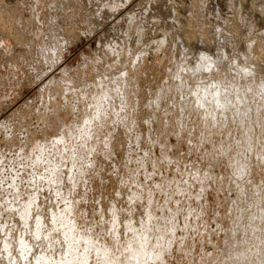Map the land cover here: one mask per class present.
<instances>
[{
  "label": "bare ground",
  "instance_id": "obj_1",
  "mask_svg": "<svg viewBox=\"0 0 264 264\" xmlns=\"http://www.w3.org/2000/svg\"><path fill=\"white\" fill-rule=\"evenodd\" d=\"M3 1V0H2ZM55 1V0H54ZM59 1V0H58ZM65 1V0H64ZM62 1V2H64ZM67 1V0H66ZM69 1L70 3L73 5L76 3L77 0H68V3L69 4ZM75 1V3H74ZM91 1V0H90ZM103 1V0H101ZM108 1V0H106ZM113 1V0H112ZM126 1V0H125ZM154 3L157 1V0H153ZM159 1V0H158ZM172 1V0H171ZM184 0H182L183 2ZM188 1V0H187ZM198 1H201L203 3L204 0H190V10L189 11H192V13L194 12H199V8L201 6H199V3H197ZM229 1V0H228ZM231 1V0H230ZM233 1V0H232ZM241 1V2H240ZM243 0H234L233 2H231V5H234L237 4L238 7L241 6V3H242ZM259 1V0H258ZM1 2V0H0ZM40 2V1H39ZM79 2V1H78ZM104 2V1H103ZM110 2V1H108ZM119 2V1H118ZM161 2V1H160ZM181 2V3H182ZM189 2V1H188ZM187 2V3H188ZM209 2V1H207ZM213 2V1H212ZM211 2V3H212ZM245 2V1H244ZM260 2L263 4V7H264V0H260ZM260 2L257 4L255 3L254 0L251 1V7L254 8L255 7V4L256 6H258L260 4ZM4 3V2H3ZM2 5H5L3 4ZM120 3V2H119ZM125 2L123 1V4ZM151 3V1L149 2ZM153 3V4H154ZM159 3V2H158ZM177 3V0H173L172 3H170L169 5V10H168V21L169 23L173 22V26L170 25L169 23L166 24V28L168 29L169 28V35L168 36V32L166 33V30H165V33L164 35L166 36V39H162L163 44L166 43L165 41H167V43H171L172 45V49L175 50V48H173L174 46V43H173V40H174V36L173 35H179V38H180V42H176V45L175 46H179L180 44V48H181V51H182V55L179 57V59L175 62L177 65L173 66L171 65V68H173V71L172 69L170 68V71L171 74H167L169 75L168 77H166V81L167 83L165 85H163L161 88H160V91H158L156 93L155 91V94H153V99L152 101L155 103V105L157 106L158 104L161 103V98L163 96H165L166 94L170 93L171 94V97L174 96V100L177 101L175 104V107L176 109L179 111L178 113L180 114L181 113V118H180V123L177 124V126H180L182 127V129L180 128L181 131L177 130L176 128H179V127H175L176 131H179V136L181 135V133H184L185 131L187 132L188 131V124L187 123L185 125V123L189 120V118L187 117H190V120L191 121V129H189V133L191 134V132H193L195 135H201V139L199 141H197L198 139L195 138V141L193 144H194V147L197 149V153L199 154L198 155V158L196 159V157H192V159H196V164H199V167L201 166L202 167V164L203 163V166L202 167L203 169H201L200 172H202V174H200L199 176L197 175V177H199V180L195 179V178H190L192 179V181L188 182L190 183V185L185 182V184L187 183L190 188H188L189 186L185 184H182L184 185L183 187L182 186H179L180 183H182V179L178 185L175 184V186L173 185V189L177 186H179L177 189H180L178 190V192H183V195L184 193H188L187 195V198L190 196V202H187L189 204H187V210L186 211H182L183 214L179 213L180 217H173V216H170L167 217L166 215V218L168 219H165V211L163 212V210H165L169 207H166L164 208L165 206V203L162 205V207L164 209L161 208V214L162 216L160 215L159 217V213H155L159 210H152V207H153V203L149 205V207L151 208V210H149V208H146L145 209V219H140L141 221L139 226L138 225H135L131 220L134 219L132 218V215H130L131 217L129 219L127 218H123L122 220H120V216H121V212L120 210L116 207L114 201H112L113 199H111L110 201H112V218L110 219V221L108 222L109 224L107 225L104 224V222H102L103 224H98V223H95V226H90L89 227H85L84 225H82L83 221H82V215H81V211L84 210V209H79L78 207H81L82 203L80 204L79 202V205L77 203V201L75 202V200H68L67 198H65V195L63 193V195L61 194V185H59V189L60 190H57L55 192H57V195L59 194L61 196V198H59V200H56V204L59 205L57 206L58 208L54 209L53 206H51L52 208H47V210L43 211L41 210L40 211V207H37L39 209L40 212H38L37 214L33 215V213L36 211L33 210V207H34V203H37V195L40 196V192H42V190H38L39 188L41 189L43 186V183H45L48 188L49 187H52L50 185H52L53 183H55V185H57L56 183L60 182L62 179V171L59 169V167L61 166H64V168L66 169L67 167V173L64 174L65 176L68 175V178H65L68 179L66 181H69L70 180V184L73 185H76V181L77 179L80 180V178H78V176H82L85 174V167L81 164V161L82 159H79V149L83 148L81 146H86L85 150H84V155L86 154V152H88L89 154H92L93 155V158H96L98 155L97 152L94 153V148H95V145H97V140L98 142L101 141L102 142V139H106V141L102 142L105 145V147L107 148V145L108 147L110 146L111 147V144H110V138L113 136L112 134L110 135V131H112L113 128H111L110 130L107 129V127H109L107 124L113 127H115L116 123L115 122H119L120 125H121V122H124L125 120L126 123L129 121V119H125L126 118V114L124 116V114L122 115V112L121 110L123 111L124 110V107H125V103H130V102H133V101H136L138 100L137 98H135L136 100H133L132 98H128L129 100L131 99L132 101L130 102H127L125 97L123 96H126V93L129 94V91H133V89L135 88V82L137 80V78L139 77V75L142 74V69L143 67L141 68V61L143 62V57L145 54V50L146 49H143L140 51V49L138 50L137 54L133 55V57H129L130 59L129 60H132L131 62H128L127 66L125 68L122 67V69H119L118 68V73H114L113 75H111V78L109 79V75H105L104 73V77H97L99 80L96 81L95 79V82H98V83H94V84H90L88 83V79L85 80L86 83H88L89 87H87L86 83H81V80H80V84L79 86L75 84V87L77 86V90H73V88H70L72 89V92L75 91L72 95V92H71V96L70 94L69 95H63L61 93H63L62 91V88L65 89V86L68 85L65 83V85L63 87H58L59 85H61L60 81H59V85H55L54 83L51 82V84L49 83L50 81H52L50 79V81H47L46 85L42 86V89L40 88V90H45V91H48V98H49V94L57 89L56 87H58V92L61 91V93H58V94H61L63 95V104L61 105V103H57V100L59 101L61 97L60 95V98L56 100V94L54 95L53 93H51V96L52 98L55 97V105L59 106L54 108L53 109V106L51 108H49V104L46 103V105L44 106H47L46 107H43L45 108V115H43L44 113V110H43V113L41 114L42 118H39L40 116V113L42 111H40V113L37 115L36 114V118L38 117L39 119L42 120L41 124V128L39 126V131H35V134H34V131H32V135L30 134V130L27 131V135H25V139L22 140L24 141L23 143L20 142V144L18 145V149L15 150V151H18L15 155L16 158H13V163L14 161L18 164L15 163V165L19 166V170H16V168H12V170H9V171H12L11 174L8 176L9 178H7V180H5V177H2L4 181V183H1V186H0V217L2 218L1 215H5L6 217H8V221L10 220L9 217L18 214L17 216L20 217L21 220L20 222L18 220H16L15 218V221L13 223V227L11 228V226L9 227V229L11 228L10 232L8 234H5L4 236L5 237H2L1 239V244H0V264H176L179 260H180V257L184 255V257L186 256V261H187V264H264V177H263V174L262 176H258V178L262 177V179L260 180L259 183L256 182V177H255V174H256V169L258 168L260 170V173L262 171V173L264 172V164H262V166L259 164V161L263 160L264 162V158H262L261 160L259 159L258 161L257 160H254V159H258V158H261V157H258V156H254V159H253V154L252 152H255V153H258L259 149L260 152H262V149H264V135H262V128L260 130L261 133H259V131H257L258 129H256V125L257 123H259L261 120L260 118V121L257 122L256 120L259 119L257 116L256 118L257 119H254L252 118L251 119V116H253V111H258V109L260 110L263 109L262 112H264V102H261L259 103V99L263 100L264 101V78H260L261 82L258 81L255 77L256 73L259 71H257L255 74L252 73L254 71V68H251L249 67V63L250 62H245L243 56L241 53H239V58L240 60H238V62L236 63V70H239L237 72V74H234L235 75H241V77H243L242 79V83L244 82L245 83V90L244 88L242 89V86L241 85V81L239 82V80H234V75H233V78L230 79L227 84H220V80L221 79V76L223 75V78L224 76H228L227 78H229V76L231 75L230 71L227 72L225 67L228 65L225 66V63L223 64V61H222V58H225L226 60L228 59V61L231 59L227 56V50L226 47H227V43L228 45L230 44V42L228 41L227 37L225 34H221L220 30H225L226 28H228V26L226 28H221L216 26V24H221L219 22H216L215 26L216 28V34H212L209 38V36L207 35L208 32L210 31L209 28H207L205 25V27L209 30L207 32V34H204L206 33L205 29H201L200 25H203L202 23H200V25H198L197 27H200L202 33L204 34L203 36L200 35L199 31L197 32L196 31V28H194L192 26V22L191 19L187 18V20L185 19L186 23L188 21V24L186 25L187 29H185V27H180L179 28V25H177V23L181 22V21H178L176 19V16L180 15L178 14L179 12V7L181 5L180 1V5L176 4ZM186 3V1H185ZM184 3V5H186ZM214 3V2H213ZM246 3V2H245ZM248 3V2H247ZM250 3V2H249ZM17 4V2H16ZM58 4H61V3H58ZM64 4V3H62ZM61 4V6H62ZM65 4V5H67ZM121 4V3H120ZM12 5V4H11ZM10 5V6H11ZM38 5V4H37ZM101 5H102V8L103 9H109V11H113L114 9H116L118 6V3L117 5L115 4H112L110 5V3L108 4L106 2V4H102L101 2ZM150 4H148L149 6ZM158 5V4H157ZM168 5V4H167ZM206 5H208L206 3ZM212 5V4H211ZM14 6V5H13ZM54 6H59V5H54ZM53 6V7H54ZM60 6V10L62 12V8ZM68 6V5H67ZM72 6V5H70ZM214 6V5H213ZM215 6H219V5H215ZM243 6V4H242ZM249 6V5H248ZM4 7V6H3ZM12 7V6H11ZM10 7V8H11ZM22 7V6H21ZM35 7V6H34ZM39 7V6H38ZM37 7V8H38ZM43 7V6H42ZM47 7V6H46ZM65 7V6H64ZM63 7V8H64ZM80 7V6H79ZM100 7V6H99ZM184 6L182 5V8ZM189 7V6H187ZM212 7V6H211ZM235 7V6H234ZM262 5H261V8H263ZM2 8V7H0ZM30 8V7H29ZM41 8V6H40ZM59 8V7H58ZM66 8V7H65ZM69 8V7H68ZM155 8V7H154ZM157 8V7H156ZM181 8V9H182ZM220 8V7H219ZM237 8V7H236ZM247 8V7H246ZM259 8H260V5H259ZM260 8V9H261ZM15 9V8H14ZM55 9V8H54ZM67 9V8H66ZM72 9V8H71ZM75 9V8H74ZM181 15L182 14H185V11H183L184 9H186V7H184L183 10H181ZM189 9V8H188ZM187 9V10H188ZM214 9V7H213ZM223 9V8H222ZM232 9V8H231ZM250 9V8H248ZM29 10V9H28ZM36 10V9H35ZM33 10V11H35ZM56 10V9H55ZM93 10V9H92ZM107 10H100L99 13H103V12H106ZM155 10V9H154ZM178 10V12H177ZM209 10H211V8H209ZM208 10V11H209ZM226 10V9H225ZM264 10V9H263ZM32 11V12H33ZM37 11V10H36ZM44 11V10H43ZM57 11V10H56ZM65 11V10H64ZM98 11V10H97ZM116 11V10H114ZM148 11V10H147ZM183 11V12H182ZM217 11V10H216ZM220 11V10H218ZM252 11V10H251ZM15 12H17L16 10L14 11L13 10V7L12 9H9L8 7L6 8H3V9H0V30L1 31H5L8 35V37H15L17 35V27H18V21L19 19L16 17L17 14H15ZM30 12V10H29ZM31 12V13H32ZM55 12V11H54ZM91 12V11H90ZM117 12V11H116ZM138 12V11H137ZM143 12V11H142ZM257 12V11H256ZM260 12H262V9L260 10ZM30 13V14H31ZM115 13V12H114ZM140 13V12H139ZM163 13V11H162ZM160 13V14H162ZM193 13V15H194ZM201 13V12H200ZM212 13V12H211ZM210 13V14H211ZM221 13V12H219ZM255 13V12H254ZM19 14V13H18ZM29 14V15H30ZM34 13H32L33 15ZM67 14V13H65ZM72 14V13H71ZM113 14V13H111ZM134 14V13H133ZM143 14V13H142ZM145 14V13H144ZM143 14V15H144ZM191 14V13H190ZM209 14V13H208ZM236 14V13H235ZM261 14V13H260ZM36 15V14H35ZM63 15V14H62ZM136 15V14H135ZM134 15V16H135ZM175 15V16H174ZM192 15V14H191ZM199 15V14H198ZM216 15V14H215ZM259 15V13H258ZM262 15L264 16V12H262ZM31 16V15H30ZM70 16V15H69ZM68 16V17H69ZM79 16V14H78ZM112 16V15H111ZM202 15H200L201 17ZM212 16V15H211ZM254 16V14H253ZM252 16V17H253ZM55 17V16H54ZM61 17V16H60ZM88 17V16H87ZM129 17V16H128ZM126 17V18H128ZM190 17V16H189ZM199 17V16H198ZM199 17V18H200ZM203 17V16H202ZM206 17V16H205ZM124 18V17H123ZM159 18V17H158ZM194 18V17H193ZM198 18V19H199ZM204 18V17H203ZM256 18V17H255ZM52 19V18H51ZM56 19V18H55ZM65 19V18H64ZM120 19V18H119ZM162 19V18H161ZM196 19V18H195ZM212 19V18H211ZM93 20V19H92ZM96 20V19H95ZM132 20V19H131ZM139 20V18H138ZM171 20V22L169 21ZM197 20V19H196ZM204 20V19H203ZM222 20V19H221ZM228 20V19H227ZM242 20V19H241ZM56 21V20H55ZM149 21V20H148ZM155 21V20H154ZM161 21V20H159ZM234 21V20H233ZM250 21V20H249ZM257 21V20H256ZM93 22V21H92ZM166 22V21H165ZM199 22V21H198ZM207 22V21H206ZM209 22H210V19H209ZM213 22V21H211ZM224 23V20L222 21ZM253 22V21H252ZM49 23V22H48ZM54 23V22H53ZM98 23V22H97ZM159 23V22H158ZM195 23V21H194ZM236 23V22H235ZM67 24V23H66ZM133 24V23H132ZM141 24V23H140ZM151 24V23H150ZM191 24V25H190ZM209 24V23H208ZM213 24V23H212ZM58 25V24H57ZM57 25H54V24H51L50 23V26L48 27L49 30L47 29V32L49 31V36L51 38H56V43L55 45L57 47H53L54 45H52V47L54 48V50H52V53H54L55 49L57 48V50L59 51H56L55 54H57L58 52V56L60 58L61 54H63V50L62 48L65 47V45H67V40L68 38L71 39V37H66V32L68 31H65L62 30H58V28L56 27ZM134 25V24H133ZM227 25H230V28H232L231 24H227ZM233 25V24H232ZM60 26V25H59ZM132 26V25H131ZM182 26V25H181ZM208 26V25H207ZM237 26V25H236ZM258 26V25H257ZM142 27V26H141ZM139 27V28H141ZM170 27L173 28V32H170ZM191 27V28H190ZM193 27V28H192ZM225 27V25L223 26ZM256 27V26H254ZM261 27V26H260ZM259 27V28H260ZM68 28V27H67ZM133 28V27H132ZM131 28V30H132ZM204 28V27H203ZM229 28V31L231 30ZM16 29V31H15ZM62 29V28H61ZM129 29V28H128ZM144 29V28H143ZM180 29V30H179ZM191 29V30H190ZM193 29V30H192ZM195 29V30H194ZM206 29V30H207ZM213 29V30H214ZM237 29V28H236ZM74 30V29H73ZM136 30V29H135ZM198 30V29H197ZM204 30V31H203ZM233 30V28H232ZM235 30V28H234ZM22 31V29H21ZM72 31V30H71ZM138 31V30H137ZM196 31V32H195ZM228 30H226L227 32ZM236 31H239V30H236ZM235 31V33H236ZM18 32L19 29H18ZM24 32V31H23ZM70 32V31H69ZM132 32V31H130ZM134 32V31H133ZM233 32V31H232ZM71 35L73 34V31L70 32ZM144 33V32H143ZM198 33V34H197ZM227 33H230V32H227ZM20 34V33H19ZM68 34V33H67ZM130 34V33H128ZM198 36V38H201V44L198 45V38H196V40H198V42L196 43V47L193 46V51L191 52L190 51V46L189 45L188 47H186L188 44V42H190V40L192 38H194L193 36ZM261 34H263L261 32ZM47 35V34H46ZM70 35V34H69ZM74 35V34H73ZM138 35V34H137ZM141 35V34H140ZM208 37H206V36ZM213 35H215L213 37ZM239 35V34H238ZM19 36V35H18ZM17 36V37H18ZM22 36V35H21ZM55 36V37H54ZM125 36V35H124ZM132 36V35H131ZM142 36V35H141ZM202 36V37H200ZM229 36V35H228ZM233 36V34L231 35ZM234 36H237V35H234ZM233 36V37H234ZM20 37V36H19ZM126 37V36H125ZM130 37V36H128ZM127 37V38H128ZM138 37V36H137ZM258 37V36H257ZM45 38V36H44ZM139 38V37H138ZM170 38V39H168ZM178 38V37H177ZM178 38V39H179ZM194 38V40H195ZM229 38H231L229 36ZM239 38V37H238ZM242 38V37H240ZM18 39V38H17ZM20 39V38H19ZM46 39H47V36H46ZM46 39L44 41H46ZM50 39V38H49ZM129 39V38H128ZM137 39V38H136ZM250 39V38H249ZM257 39V38H256ZM259 39V38H258ZM51 40V39H50ZM49 40V41H50ZM139 40V39H138ZM235 40V39H234ZM247 41V39H244L243 41ZM43 41V42H44ZM55 41V40H54ZM159 42V43H162ZM4 42V41H3ZM47 42V41H46ZM45 42V43H46ZM52 42V40H51ZM49 42V43H51ZM130 42V41H129ZM139 42V41H138ZM153 42V41H152ZM194 42V41H193ZM253 42V41H252ZM259 42V41H258ZM261 42V41H260ZM6 43V42H5ZM53 43V42H52ZM141 43V42H140ZM139 43V44H140ZM195 43V42H194ZM236 43V42H235ZM235 43H233L235 45ZM241 43V42H238V44ZM251 43V42H250ZM249 43V44H250ZM257 43V42H256ZM116 44V43H115ZM129 44V43H128ZM162 44V45H163ZM178 44V45H177ZM232 44V45H233ZM248 45V43H246ZM254 44V43H253ZM43 45V43H42ZM45 45L47 46V43L44 44V48L40 46L41 50L45 49ZM120 45V44H119ZM137 45V44H136ZM142 45V44H141ZM140 45V46H141ZM160 45V49H161V44ZM170 45V46H171ZM194 45V44H192ZM212 45H214L212 47ZM216 45L219 46V48L217 49ZM226 45V46H225ZM231 45V46H232ZM256 45V44H255ZM117 46V44L115 45V47ZM128 45H126V48H127ZM169 46V47H170ZM225 46V48H223ZM257 46V45H256ZM262 46V45H261ZM50 47V46H47V48ZM211 47V48H209ZM234 47V46H233ZM232 47V48H233ZM237 47H239L237 45ZM241 47V45H240ZM239 47V48H240ZM243 47V46H242ZM245 47H249V46H246ZM255 49L256 47L253 46ZM252 47V49H253ZM47 48L44 50L46 51ZM52 48V49H53ZM179 48V47H178ZM186 48H187V51H190L189 53H187L186 51ZM223 48V51L220 52L221 50L219 49H222ZM238 48V49H239ZM49 49V48H48ZM129 49V48H128ZM158 49V51L160 50ZM217 49V53L215 54L213 51ZM235 49V47H234ZM237 49V48H236ZM244 49V48H243ZM246 49V48H245ZM261 49V48H260ZM8 50V49H7ZM10 50V49H9ZM32 50V49H31ZM50 50V49H49ZM125 50V49H124ZM173 50V51H174ZM180 49H178L179 51ZM192 50V48H191ZM250 50V49H248ZM36 51V50H35ZM108 51V50H107ZM112 51V50H111ZM127 51V50H126ZM156 51V52H158ZM186 51V52H185ZM230 51V50H229ZM236 51V50H234ZM233 51V52H234ZM257 52L259 51V48L258 50H256ZM255 51V52H256ZM263 51V50H262ZM42 52V51H41ZM47 52V51H46ZM46 52H43L44 54ZM120 52V51H119ZM125 52V51H124ZM123 52V53H124ZM155 52V51H154ZM175 52V51H174ZM238 52H241V51H238ZM243 52V51H242ZM246 52V50H245ZM244 52V53H245ZM254 54L255 52L252 51ZM50 52H47V55L49 54ZM51 53V56H53ZM115 53V52H114ZM128 53V52H127ZM130 53V52H129ZM230 53V52H229ZM42 54V55H44ZM167 54V53H166ZM174 54V53H173ZM231 54L232 51H231ZM230 54V55H231ZM235 54V53H234ZM233 54V55H234ZM247 54V52H246ZM261 54V53H260ZM41 55V56H42ZM46 55V56H47ZM108 55H110L108 53ZM119 55V54H118ZM229 55V54H228ZM229 55V56H230ZM236 55V57L238 56ZM251 55V54H250ZM249 55V56H250ZM256 55V54H255ZM258 55V54H257ZM114 56V54L112 55ZM176 56V55H175ZM179 56V55H177ZM248 56V54H247ZM246 56V57H247ZM253 56V55H252ZM49 59L51 58L50 57V54L49 56ZM55 57V56H53ZM57 57V55H56ZM124 57V55H123ZM257 57V56H256ZM42 58V57H41ZM107 58V57H105ZM122 58V57H121ZM146 58V57H144ZM251 58V57H250ZM249 58V59H250ZM253 58V57H252ZM48 59V58H46ZM48 59V61H49ZM58 59V58H57ZM113 59V58H112ZM115 59V58H114ZM120 59V58H119ZM123 60L125 58H122ZM154 59V58H153ZM257 59V58H256ZM260 59V58H259ZM45 60V59H44ZM43 60V61H44ZM59 61L61 59H58ZM86 60V59H85ZM106 60V59H105ZM109 60V59H108ZM107 60V61H108ZM111 60V59H110ZM126 60H128V57L126 55ZM165 60V59H163ZM244 60V61H243ZM42 61V62H43ZM47 61V62H48ZM52 61H55V60H52ZM51 61V62H52ZM100 61V60H99ZM172 61V60H171ZM175 61V60H174ZM227 61V63H229ZM253 61V60H252ZM56 62V61H55ZM55 62H52V63H55ZM58 62V61H57ZM92 62V61H91ZM102 62V61H101ZM115 62V61H114ZM125 62V64L127 63L125 60L120 62L122 65L123 63ZM152 62V61H151ZM160 62V61H159ZM158 62V63H159ZM163 62V61H162ZM167 62V61H166ZM226 62V61H225ZM45 63V61H44ZM145 63V59H144V62ZM174 63V62H173ZM233 63V61H232ZM230 63V64H232ZM43 64V63H42ZM51 64V63H50ZM58 64V63H57ZM55 64V65H57ZM88 64V62H87ZM86 64V65H87ZM101 64V63H100ZM113 64V63H112ZM118 64V63H117ZM124 64V65H125ZM147 64V62H146ZM235 64V62H234ZM252 64V63H251ZM254 64V63H253ZM258 64V63H257ZM45 65V64H44ZM47 65V63H46ZM80 65V64H79ZM83 65V64H82ZM90 65V64H89ZM104 65V64H103ZM123 65V66H124ZM144 65V64H143ZM159 65V64H158ZM260 65H263L260 64ZM50 66V65H49ZM96 66V65H95ZM102 66V65H101ZM151 66V65H150ZM170 66V65H169ZM232 66V65H231ZM235 66V65H234ZM232 68V70H234L235 68ZM257 66V65H256ZM63 67V66H62ZM65 67V66H64ZM62 68L60 69V71L62 70V73H65V70L69 69L68 67H65V68ZM78 67V66H77ZM81 68V66H79ZM85 67V66H84ZM83 67V68H84ZM90 67V66H89ZM100 67V66H99ZM108 67V66H107ZM154 67V65H153ZM253 67H255L253 65ZM258 67V66H257ZM264 67V66H263ZM44 68V67H43ZM103 68V66H102ZM111 68V67H110ZM148 68V67H147ZM96 70V68H94ZM106 69V68H105ZM109 69V68H108ZM114 69V68H113ZM146 69V68H145ZM150 69V68H149ZM157 69V68H156ZM159 69V68H158ZM157 69V70H158ZM257 68H255L256 70ZM262 67H260V70L262 72ZM48 70V69H47ZM50 70V69H49ZM111 70V69H110ZM115 70V69H114ZM154 70V69H153ZM214 70H215V74L217 73L216 70L219 72L218 74H222L220 71H225L224 74H222L220 76V78H215L218 83L217 85H211L212 82H211V86H207L205 85V81L206 79H208L207 77H211L209 75L213 74L214 73ZM228 70V69H227ZM259 70V69H258ZM73 71V70H72ZM77 71V70H76ZM83 71V69H82ZM91 71V70H90ZM107 71V69H106ZM109 71V70H108ZM107 71V72H108ZM156 71V70H155ZM164 71H166L164 69ZM106 72V73H107ZM113 72V71H112ZM226 72L227 73H230V75H226ZM245 72V74H243ZM255 72V71H254ZM261 72L259 74H261ZM264 72V71H263ZM262 72V73H263ZM84 73V72H82ZM149 73V72H148ZM164 73V72H163ZM61 74V73H60ZM71 74V73H70ZM89 74V73H88ZM95 74V73H94ZM99 74V73H98ZM112 74V73H111ZM214 74V75H215ZM264 74V73H263ZM62 75V74H61ZM75 75V74H73ZM101 75V74H100ZM162 75V74H161ZM164 75V74H163ZM212 75V77L214 76ZM217 75V74H216ZM215 75V76H216ZM258 75V74H257ZM84 76V75H83ZM82 76V77H83ZM89 76V75H88ZM92 76V75H91ZM89 76V77H91ZM154 76V75H153ZM158 76V75H157ZM166 76V75H164ZM232 76V75H231ZM259 76V75H258ZM67 77V76H66ZM70 77V76H69ZM77 77V76H76ZM80 77V75L78 76ZM86 77V76H85ZM83 77V78H85ZM160 77V76H159ZM212 77L210 78V80L212 79ZM219 77V76H218ZM264 77V75H263ZM53 78V77H52ZM60 78V77H59ZM96 78V77H95ZM102 78H104L106 80L109 79V81L107 82V80L103 81ZM145 78H146V75H145ZM222 78V79H223ZM255 78V79H254ZM49 79V78H48ZM80 78H78L79 80ZM92 79V78H91ZM205 79V80H203ZM214 79V78H213ZM236 79H239L238 76L236 77ZM56 80V79H55ZM61 80V79H60ZM66 80V79H65ZM84 80V79H83ZM139 80V79H138ZM164 80V79H163ZM209 80V81H210ZM225 80V79H224ZM258 81L257 83L254 84V82ZM54 81V80H53ZM57 81V80H56ZM73 81H74V78H73ZM76 81V80H75ZM92 81V80H91ZM94 81V80H93ZM154 81V80H153ZM159 81V80H158ZM165 81V82H166ZM202 81V82H201ZM208 81V80H207ZM215 81V82H217ZM223 81V80H222ZM226 81V80H225ZM240 84H238V82ZM70 82V81H69ZM68 82V83H69ZM90 82V81H89ZM160 82V81H159ZM215 82H213L215 84ZM249 82V83H247ZM72 83V82H71ZM79 83V82H78ZM162 83V82H161ZM164 83V81H163ZM190 83V85H189ZM199 83V84H198ZM223 83V82H222ZM226 83V82H225ZM44 84V83H43ZM52 87H55V90L53 89L52 90V87L50 88V85H52ZM57 84V83H56ZM86 84V85H85ZM208 84V83H207ZM137 85V84H136ZM70 86V85H69ZM138 86V85H137ZM158 86V85H157ZM215 86V87H214ZM68 87V86H67ZM66 87V89H68ZM70 87H73V86H70ZM45 88V89H43ZM158 88V87H157ZM158 88V89H159ZM79 89V90H78ZM131 89V90H130ZM138 89V88H137ZM52 90V91H51ZM135 90V89H134ZM157 90V89H156ZM40 91V92H41ZM64 91H67V92H64V94H68L70 92V90H64ZM136 91V90H135ZM132 93V92H131ZM245 93H247V95L245 96ZM43 94H45L43 92ZM43 94H41L43 96ZM137 94V93H136ZM169 94V95H170ZM138 95V94H137ZM227 95H231V98H230V102H228V97ZM45 96H47L46 94L40 98L43 100H46ZM50 96V98H51ZM75 96V97H74ZM132 95L130 94V97ZM136 96V95H135ZM145 96V95H144ZM59 97V96H58ZM70 97L72 99H70ZM133 97V96H132ZM134 98V97H133ZM164 98V97H163ZM162 98V99H163ZM227 98V99H226ZM39 99V98H38ZM165 99H168L167 96ZM249 99L251 100V102H253V105L255 106V109L253 110L252 108V104H250L249 102ZM48 100V99H47ZM53 100V99H52ZM51 99H49V101H51L50 103L53 105V101ZM66 100V102L68 101V103H64V101ZM69 100H73V104L71 105V101ZM142 100V99H141ZM150 100V98H149ZM171 100V99H168V101ZM172 100H173V97H172ZM47 101V102H49ZM139 101V100H138ZM144 101V100H143ZM151 101V102H152ZM167 101V103H168ZM207 101V103H206ZM239 101V102H238ZM238 102V103H237ZM241 102L242 106L240 107L239 106V103ZM247 102V103H246ZM44 103V102H43ZM57 103V104H56ZM50 104V105H51ZM67 104L69 105V107L67 106ZM147 104V103H145ZM40 105V104H37V106ZM41 105H42V102H41ZM60 105L62 106L60 108ZM150 105V103H149ZM153 105V104H152ZM167 105V104H165ZM169 105V104H168ZM43 106V105H42ZM71 106V107H70ZM133 106V105H132ZM154 106V105H153ZM127 109L129 107H131V105L128 107V104L126 105ZM166 107V106H165ZM35 108V106H34ZM40 108V107H39ZM38 108V109H39ZM75 109V112L73 109ZM134 108V106H133ZM142 108V107H141ZM136 109V108H135ZM156 109V108H155ZM158 109V108H157ZM173 109V107H172ZM175 109V108H174ZM19 110V109H18ZM33 110V109H32ZM56 110V113H54V111ZM130 110V109H129ZM166 110V109H165ZM168 110V109H167ZM244 110L246 111L247 113V121L246 119L244 120L245 122L241 123L240 119L241 117L239 118L240 115H238V118L236 117L235 119V116H234V119H232L233 117H231V112L233 111H240V112H244ZM31 111V110H30ZM37 111V112H39ZM157 111V110H156ZM162 111V110H161ZM173 111V110H172ZM32 112V111H31ZM28 111V113H31ZM36 112V111H35ZM124 113H128L127 111H123ZM151 112V111H150ZM155 112V111H154ZM165 112V111H164ZM184 112V114H183ZM14 113H15V110H14ZM22 113V112H21ZM34 113V112H33ZM130 113V112H129ZM127 114V116H131L130 114ZM135 113H136V110H135ZM143 113V112H142ZM161 114V112H159ZM168 113V112H167ZM172 113V112H171ZM176 114V112H174ZM229 113V115H228ZM261 113V112H260ZM10 114H13V113H10ZM19 115H21L20 113H18ZM24 114V113H23ZM22 114V117L26 115V113L23 115ZM133 114V112H132ZM139 114V113H138ZM154 114V113H153ZM163 114V113H162ZM161 114V116H162ZM166 114V113H165ZM235 114V113H234ZM238 114H241V113H238ZM243 114V113H242ZM264 114V113H263ZM18 115V116H19ZM134 115H137V114H134ZM173 115V114H172ZM233 115V114H232ZM257 115H259L257 113ZM17 116V118H18ZM27 116V115H26ZM124 116V117H123ZM143 116V115H142ZM153 116V115H152ZM170 116V115H169ZM180 116V115H179ZM178 116V117H179ZM261 116V114L259 115ZM263 116V115H262ZM13 117V116H12ZM21 117V118H22ZM138 117V116H137ZM145 117V116H144ZM143 117V118H144ZM172 117V116H171ZM170 117V118H171ZM264 117V116H263ZM9 118V117H7ZM30 118V117H29ZM37 118V119H38ZM130 118V117H129ZM151 118V117H150ZM163 118V116H162ZM187 118V119H186ZM226 118V119H225ZM244 118V117H243ZM10 119V118H9ZM8 119V120H9ZM20 119V117H19ZM131 119H134L133 118V115L131 117ZM139 119V118H138ZM137 119V120H138ZM176 119V118H175ZM7 120V121H8ZM24 120V118H23ZM35 120V119H34ZM64 120L66 123H64ZM165 120V119H164ZM173 120V119H172ZM187 120V121H185ZM264 120V119H263ZM4 121V120H3ZM21 121V120H19ZM39 121V120H38ZM37 121V122H38ZM131 121V120H130ZM162 120H160L159 123H161ZM166 123H168L167 121H169L168 119L165 120ZM185 121V123H184ZM195 121V122H194ZM2 122V121H1ZM0 122V125L2 126L3 124H6V123H1ZM16 122V121H15ZM22 122V121H21ZM20 122V123H21ZM105 122V123H104ZM133 122H136V120L134 119ZM149 122V121H148ZM170 122V121H169ZM172 122V121H171ZM12 122H10L11 124ZM19 123V122H17ZM27 123V122H25ZM115 123V124H113ZM118 123V124H119ZM125 123V122H124ZM122 123V125L125 126L126 130L127 129H131L133 130L130 126V123L129 127L126 125L127 124H124ZM129 123V122H128ZM151 123V122H150ZM174 123V122H173ZM8 124V123H7ZM13 124V123H12ZM29 124V122H28ZM38 123H36L37 125ZM40 124V123H39ZM38 124V125H39ZM40 124V125H41ZM137 124V123H136ZM134 124V125H136ZM162 124V123H161ZM160 124V125H161ZM175 124V123H174ZM175 124V125H176ZM20 125V124H19ZM27 125V124H26ZM121 125V126H122ZM133 125V127H134ZM164 125V122L162 124V126ZM168 125V128L170 125L169 124H166ZM173 125V127L175 126ZM262 125V123H261ZM12 126V125H11ZM9 126V129L10 127ZM16 126V125H15ZM22 126V124H21ZM21 126H20V129H21ZM25 126V125H24ZM122 126V128L124 127ZM186 126L188 128H186ZM14 127V126H13ZM37 127V126H36ZM109 127V128H110ZM117 127V126H116ZM115 127V128H116ZM119 127V126H118ZM138 127V125L136 126ZM146 127V126H145ZM160 127V126H159ZM167 127V126H166ZM8 128V126H7ZM15 128V127H14ZM23 127L22 126V130H23ZM54 128L56 129V131L54 130ZM114 128V129H115ZM162 128V127H160ZM165 128V126L163 127V129ZM167 128V130L169 131V129ZM172 128V127H170ZM4 129V128H3ZM6 129V128H5ZM4 129V130H5ZM13 129V128H12ZM118 129V128H116ZM120 129V128H119ZM129 129V130H130ZM139 129V128H138ZM156 129V128H155ZM162 129V130H163ZM174 129V130H175ZM185 129V130H184ZM15 130V129H14ZM34 130H35V126H34ZM37 130V129H36ZM58 130V131H57ZM150 130V129H149ZM159 130V129H158ZM160 129V132L158 131L156 135H161L164 137V135L166 134V128L165 130L162 131ZM173 130V131H174ZM191 130V132H190ZM264 130V129H263ZM114 131V130H113ZM147 131V130H146ZM153 131V130H152ZM164 135H162V132ZM22 132V131H21ZM145 132V131H144ZM150 132V131H149ZM148 132V133H149ZM170 132V131H169ZM172 132V131H171ZM170 132V133H171ZM118 133V132H117ZM138 133V132H137ZM156 133V132H155ZM154 133V134H155ZM168 133V132H167ZM178 133V132H177ZM176 133V134H177ZM7 135L9 134H12V133H6ZM5 134V135H6ZM15 134V133H14ZM116 134V133H115ZM187 134V133H185ZM184 134V135H185ZM245 134V135H243ZM6 135V138H10ZM24 135V134H23ZM124 135V134H123ZM122 135V136H123ZM151 135V134H150ZM159 135V136H160ZM168 135V134H167ZM170 135H174L175 136V133L174 134H170ZM19 136V135H18ZM155 136V135H154ZM178 135L175 136V138L177 137ZM183 135H181L182 137ZM188 136V134L186 135ZM194 136V135H193ZM5 137V136H3ZM128 137V136H127ZM151 137V136H150ZM162 137V138H163ZM166 137V136H165ZM181 137H178L179 139ZM189 137V136H188ZM196 137V136H194ZM198 137V136H197ZM11 138H15V136L11 137ZM114 138V137H113ZM123 138V137H122ZM126 138V137H125ZM153 138V136H152ZM157 138H159L157 136ZM169 138V136H167V138L164 139V142ZM183 138V137H182ZM184 138H187L184 136ZM190 138V137H189ZM3 139V138H2ZM96 139V141H95ZM121 139V138H120ZM149 139V137L147 138ZM151 139V138H150ZM161 139V137H160ZM160 139H158V141H160ZM192 141H193V138H191ZM13 140L10 142V145L14 146L17 145L16 142L13 143ZM17 140V139H16ZM115 140V138H114ZM131 140V139H130ZM135 140V139H134ZM154 140V138L152 139ZM157 140V139H156ZM162 140V139H161ZM178 140V139H177ZM182 139H180L181 141ZM185 140V139H184ZM184 140L182 142H184ZM6 143H9L7 142V140H5ZM10 141V140H9ZM15 141V140H14ZM137 141V140H136ZM151 141V140H150ZM179 141V140H178ZM177 141V142H178ZM188 141H190L189 143H191V140L188 139ZM188 141H186L187 143H183L184 145L187 144L188 146ZM219 142L224 143V146L225 144L227 145L226 149H220V146H219ZM226 141V142H225ZM152 142V141H151ZM155 142V141H154ZM249 142V144H248ZM96 143V144H95ZM100 143V142H99ZM112 143L114 144L113 140H112ZM133 143V142H132ZM153 143V142H152ZM167 145H168V142L166 141ZM218 143V144H217ZM137 144V143H136ZM148 144V143H147ZM154 144V143H153ZM152 144V145H153ZM156 144V143H155ZM159 144V143H158ZM163 144V142H162ZM172 144V143H170ZM168 145L169 147L171 146L174 147L173 145L175 144H172V145ZM182 144V143H181ZM179 144V145H181ZM6 145V144H5ZM9 145V148L11 147ZM166 145V144H164ZM163 145V147H164ZM178 145V146H179ZM7 146V145H6ZM113 147L115 145H112ZM176 146V145H175ZM182 146V145H181ZM261 147L258 149V147ZM15 147V146H14ZM87 147H90L89 151H86ZM109 149L108 150H112V149ZM118 147V146H117ZM133 147V146H132ZM162 147V146H160ZM194 147H191L194 149ZM8 148V147H7ZM115 148V147H114ZM121 148V147H120ZM166 148V147H164ZM163 148V151L165 154H167L166 152V149L164 150ZM177 148V146L175 147ZM179 148V147H178ZM181 148V147H180ZM251 148L252 149H255L254 151H251ZM3 149V148H2ZM11 149V148H10ZM9 149V150H10ZM97 149H98V145H97ZM100 149V147H99ZM162 149V148H161ZM192 149V150H193ZM88 150V149H87ZM106 149V152L104 154H106L107 156V151ZM133 150V149H132ZM136 150V149H135ZM189 150L191 149H188V152ZM2 151V150H1ZM0 151V152H1ZM12 151V150H11ZM82 151V149H81ZM104 151V150H103ZM166 151V152H165ZM180 151L179 150V154L180 155ZM194 151V150H193ZM113 152V150H112ZM122 152V151H121ZM130 152V151H129ZM133 152V151H132ZM151 152V151H150ZM176 152V151H175ZM186 152V151H185ZM2 153V152H1ZM7 153V152H6ZM10 153V151H9ZM83 152H81L82 154ZM103 153V152H102ZM152 153V152H151ZM251 153V154H250ZM263 153V152H262ZM5 154V153H4ZM11 154V153H10ZM15 154V153H14ZM102 154V155H104ZM111 154V153H110ZM147 154V153H146ZM165 154L162 153V156ZM184 153H182L183 155ZM187 154V152H186ZM193 154V153H191ZM108 155H109V151H108ZM127 155V154H126ZM176 154H174L175 156ZM189 155V154H188ZM250 155V156H249ZM258 155V154H257ZM3 156L4 155H0V163L3 164V160L6 159V156H4V159H3ZM83 156V154H82ZM96 156V157H95ZM105 156V157H106ZM138 156V155H137ZM172 156V157H171ZM171 156H165L164 158L162 157L161 160L165 161L166 162V159L168 157V160L169 158H173V155L171 154ZM177 156V155H176ZM184 157L185 154L183 155ZM183 156L179 157V158H182ZM193 156H195V153L193 154ZM263 157V155H261ZM8 157V156H7ZM12 157V156H11ZM14 157V156H13ZM81 157V155H80ZM156 157V156H155ZM183 157V158H184ZM188 157V156H187ZM10 158V156H9ZM85 158V157H84ZM83 158V159H84ZM88 158V157H87ZM110 158V157H108ZM133 158V157H132ZM131 158V159H132ZM138 158V157H137ZM143 158V157H142ZM159 158V157H157ZM177 160H178V157H175ZM174 158V160H176ZM248 158V159H247ZM3 159V160H2ZM11 159V158H10ZM61 159V160H60ZM99 159V158H98ZM136 159V158H135ZM155 159V158H154ZM191 159V160H192ZM12 160V159H11ZM10 160V161H11ZM78 160L80 161L78 163ZM103 160V159H102ZM134 160V158L132 159ZM149 160V159H148ZM159 160V159H158ZM173 160V161H174ZM202 160V162H201ZM9 161V160H7ZM68 161L71 162L70 163V166L68 165ZM84 161V160H83ZM87 161V160H86ZM89 161H91V159H89ZM88 161V162H89ZM93 161H96L95 159H93ZM135 161V160H134ZM155 161V160H153ZM157 161V160H156ZM156 161L154 162V167H155V163ZM179 161V160H178ZM182 162L184 161V159L181 160ZM181 161H179L180 163H182ZM194 161V160H193ZM192 161V162H193ZM243 161V162H242ZM97 162V161H96ZM158 162V161H157ZM170 162V160H169ZM172 162V161H171ZM170 162V163H171ZM178 162V163H179ZM241 162H242V165H241ZM5 163V162H4ZM12 164V162H10ZM73 163V164H72ZM75 163H78V164H75ZM91 163V162H89ZM93 163V162H92ZM95 163V162H94ZM114 163V162H113ZM129 163V162H128ZM138 163V162H137ZM144 163V162H143ZM140 162V164H143ZM153 163V162H152ZM151 163V164H152ZM160 161L157 163V167H159V169H162L160 168V166H162V164L160 165L159 164ZM176 162L173 163V166ZM179 163V166H184V165H181ZM186 163V162H185ZM195 163V162H194ZM262 163V162H261ZM98 164V163H97ZM159 164V166H158ZM184 164V163H183ZM254 164H256V168H254ZM4 165V164H3ZM2 165V167H3ZM74 165V166H73ZM82 165V166H81ZM95 167L97 166L96 164H94ZM93 165V166H94ZM103 165V164H101ZM137 165V164H136ZM139 165V164H138ZM147 164H144L142 167L144 168V166H146ZM165 165V163H164ZM163 165V166H164ZM187 165V164H186ZM229 167H225V166H228ZM260 165V166H259ZM17 166V167H18ZM87 166V165H85ZM92 166V165H90ZM124 166V165H123ZM141 166V165H139ZM162 166V167H163ZM168 165L166 164V168H169V169H172L170 167H167ZM171 166V167H173ZM176 164V168L177 170L179 169ZM188 166H191V165H188ZM196 166V165H195ZM12 167V166H11ZM99 167V165H98ZM102 167V166H101ZM152 167V166H151ZM175 167V166H174ZM185 167V166H184ZM183 167V171H185V168ZM198 167V166H197ZM197 167H194L195 169ZM200 167V168H201ZM206 167V169H205ZM63 168V167H62ZM77 168L78 170L77 171H74V169ZM97 168V167H96ZM117 168V167H116ZM133 168V167H132ZM165 167H163L164 169ZM165 168V169H166ZM193 168V170H194ZM6 169V168H5ZM10 169V167L8 168ZM64 169V170H65ZM93 170L95 168H92ZM99 168H97L98 170ZM102 169V168H101ZM145 169V168H144ZM148 169V167H147ZM151 171H152V168H150ZM155 169H157L155 167ZM154 169V170H155ZM188 169V167H187ZM185 171L186 173V176H187V172L189 171ZM190 169V167H189ZM199 169V168H198ZM63 170V169H62ZM125 170V168H124ZM176 170V169H173V171ZM200 170V169H199ZM198 170V171H199ZM259 170H257L259 172ZM2 171V170H1ZM21 171H23L22 173H25L27 174V177H25L24 175L21 177ZM171 171V170H170ZM182 172V169L179 170V172ZM65 172V171H64ZM78 172V175H76ZM92 172V171H91ZM127 172V171H126ZM135 172V171H133ZM146 172V170H145ZM150 172V171H149ZM155 172V171H153ZM152 172V173H153ZM178 172V171H177ZM176 171L174 173L178 174ZM192 172V171H190ZM222 172H224L223 176L224 178H222ZM24 173V174H25ZM96 173V172H95ZM113 173V172H112ZM120 173V172H119ZM136 173V172H135ZM147 173H148V170H147ZM146 173V174H147ZM151 173V174H152ZM156 173V172H155ZM160 175H162V178H163V174L159 171ZM158 173V174H159ZM164 173V172H163ZM166 173V172H165ZM164 173V174H165ZM173 173V172H172ZM171 173V175H172ZM173 173V175H174ZM185 173L182 172V175L184 174V177L185 176ZM193 173V172H192ZM259 173V174H260ZM9 174V173H8ZM80 174V175H79ZM93 174V173H92ZM101 174V173H100ZM140 174V172H139ZM144 174V170L142 169V173L141 175ZM150 174V173H149ZM148 177L150 178L151 176ZM150 174V175H151ZM168 174V173H166ZM189 176H191L192 174L191 173H188ZM195 176L197 173V170H196V173L194 172ZM5 175V174H4ZM7 175V174H6ZM87 174H85L86 176ZM94 175V174H93ZM127 175V174H126ZM147 175H146V178H147ZM180 175V174H179ZM203 177H202V176ZM253 178H252V176ZM258 174H256L257 176ZM3 176V175H2ZM116 176V175H115ZM124 177V175H122ZM120 176V177H122ZM135 176H139L138 174L135 175ZM133 175V177H135ZM194 176V175H192ZM191 176V177H192ZM220 176L221 177V180H220ZM24 177V178H23ZM64 177V176H63ZM88 177V176H86ZM103 177V176H102ZM131 178V180H133L134 178ZM140 177V176H139ZM154 177V175H153ZM158 177V175H157ZM161 177V176H159ZM167 175H164V178H166ZM169 177V176H168ZM167 177V178H168ZM175 177V178H174ZM174 179H179V178H176V176L174 175ZM180 177V176H179ZM183 177V176H182ZM181 177V178H182ZM188 177V176H187ZM187 177L185 180H187ZM219 177L218 179L220 180V182H216L215 178ZM77 178V179H76ZM84 178V177H83ZM101 178V177H100ZM126 178V177H125ZM125 178H121L123 179V183H124V180ZM149 178L148 181H149ZM159 179L160 181L162 180ZM93 179V178H92ZM106 179V178H105ZM135 179L138 180V177H135ZM134 179V180H135ZM145 179V178H144ZM171 179V176L165 181L164 179V184L169 181ZM174 179L170 180V182H172ZM196 180V181H193V180ZM203 179H209V182L208 183H205L207 185V188H210L212 189L213 188V185L214 186H217L220 185L218 187L219 191L220 192H217L216 194L218 196H221L217 198L221 199L224 203H225V208L222 210V208H218L219 212H217V207L215 209H213V214L211 215H208L207 211L204 209V207H206L207 205L209 206L208 208L210 209V205L211 203H206L203 205L204 207H202L206 212H203L201 210H198V211H201L200 213H202V215H198V220H195L192 219L191 215H193L192 213H197L195 212L194 210V205L196 206V204H194L192 206V203L199 201L201 198V192L199 191H196V190H199V188L201 187V191L204 192V182H203V185L200 186L198 185V182H201V180ZM217 179V180H218ZM225 179V180H223ZM64 180V181H65ZM82 180V179H81ZM109 180V179H108ZM120 180V179H119ZM130 180V182H131ZM133 180V181H134ZM152 180V179H151ZM154 180V179H153ZM184 180V179H183ZM259 180V179H258ZM96 181V180H95ZM122 181V180H121ZM128 181V180H127ZM140 181V178L138 180V182ZM158 181V180H157ZM189 181V180H187ZM2 182V180L0 181ZM63 182V180L61 181ZM82 182V181H81ZM120 182V181H119ZM129 182V181H128ZM127 182V183H128ZM129 182V183H130ZM135 181V183H138ZM156 182L155 180L153 181V183ZM159 182V181H158ZM163 182L161 181V183L163 184ZM176 182H179V181H176ZM176 182H172L170 184H174ZM212 182L214 183L212 185ZM223 182V183H222ZM248 182V187H250V191L248 192V188L245 186V184H247ZM51 183V184H49ZM69 183V182H68ZM92 183V182H91ZM94 183V182H93ZM113 183V182H112ZM115 183V182H114ZM121 183V182H120ZM126 183V182H125ZM141 183V182H140ZM150 183H152L150 181ZM224 183H226L227 185H225ZM49 184V185H48ZM60 184V183H59ZM143 184V181L142 183ZM146 184V182H145ZM145 184H143L144 186V190L146 189L145 187ZM147 184H149L147 182ZM162 184H160V182L156 185H159L157 187H162ZM195 184H197V186H195ZM211 184V185H210ZM63 185V184H62ZM78 185V184H77ZM129 185V184H128ZM136 186H138V184H135ZM243 185L245 186V188L243 187ZM45 186V185H44ZM46 186V187H47ZM65 186V185H63ZM125 186V184L123 185ZM131 186V184H130ZM149 186H151L150 184L147 186L149 188ZM164 186V185H163ZM167 186H170L169 184H165V186L163 187V189H165V187ZM188 186V187H187ZM45 187V188H46ZM66 187V186H65ZM71 187V186H70ZM141 187V186H140ZM155 187V189L158 190V188ZM181 187V188H180ZM58 188V186H57ZM62 188V187H61ZM72 188V187H71ZM147 188V189H148ZM216 188V187H215ZM244 188V189H243ZM47 189V188H46ZM55 189V187H54ZM65 189V188H64ZM63 189V190H64ZM132 190V188H130ZM138 189V188H136ZM133 190L135 191L134 194H131L133 195L134 197L138 198V200H140L139 198L141 197H147L148 196V193L149 191H151L152 193L154 191L152 190H155L152 188V190L150 189L147 193V196L145 195V191H144V196H142V192L139 191V193L137 194L136 191L138 190ZM169 188H167L166 190H168ZM171 189V190H173ZM175 189L174 191L177 192ZM208 189V191H211ZM33 190H35L33 192ZM68 190V189H67ZM108 190V189H107ZM114 190V189H113ZM142 190V189H140ZM161 192V188L159 189ZM166 194L168 193L169 191V196L170 194L174 196V194H172V192H170V190L166 191ZM188 192H187V191ZM216 189H214L215 191ZM45 191V190H44ZM51 191V190H50ZM70 191V190H69ZM156 191V190H155ZM164 191V190H163ZM218 191V190H217ZM54 192V193H55ZM181 192V194H182ZM216 192V191H215ZM215 192H212L211 194H215ZM39 193V194H38ZM52 193V192H50ZM119 193V192H118ZM117 193V194H118ZM164 193V192H163ZM190 193V195H189ZM197 195L195 196V198L197 199V201L195 200L194 198V194ZM206 189H205V193L206 194ZM218 193H221L220 195ZM84 194V193H83ZM109 194V193H108ZM121 195V193H119ZM166 194H165V197H166ZM44 195V194H43ZM46 195V193H45ZM152 195V198L149 197ZM149 195L148 197L151 198V202H153V198H155L154 196H156L154 193ZM167 195V196H168ZM177 195V194H176ZM179 195V194H178ZM200 195V197H199ZM56 197V195H54ZM127 196H130V195H127ZM164 196V195H163ZM168 196V197H169ZM181 196V195H180ZM53 197V196H52ZM67 197V196H66ZM74 197V196H73ZM75 197H77L75 195ZM105 197V196H103ZM164 197V198H165ZM178 197V196H177ZM182 197H185L182 196ZM181 197V198H182ZM198 197H199V200H198ZM214 197H216V195H214ZM228 197V198H227ZM20 201H19V199ZM44 198V197H43ZM54 198V197H53ZM72 198V197H71ZM127 198V197H126ZM129 198V197H128ZM132 198V197H131ZM164 198L163 199H160L159 202L162 200L164 201ZM172 198V197H170ZM169 198V199H170ZM203 198H207L205 195ZM41 199V198H39ZM57 199V198H54V200ZM61 199V200H60ZM79 199H81L79 197ZM87 199V197L85 198ZM146 199V198H145ZM157 199V197L155 198V200ZM165 202L168 200V198L166 197L165 198ZM178 199V198H177ZM173 198V203L177 200ZM183 199V198H182ZM180 199V200H182ZM185 199V198H184ZM183 199V200H184ZM51 200V199H49ZM53 200V199H52ZM115 200V199H114ZM134 200V199H132ZM149 200V199H147ZM158 200V199H157ZM171 200V199H170ZM179 200V201H180ZM182 200V201H183ZM186 200H189V199H186ZM186 200H184V202L186 203ZM204 200V199H203ZM218 200V199H217ZM216 200V201H217ZM58 201V202H57ZM80 201V200H79ZM100 201V200H99ZM118 201V200H117ZM124 201V200H123ZM131 201V200H130ZM135 201V200H134ZM141 201V200H140ZM145 201V200H144ZM169 201V200H168ZM178 201V200H177ZM87 201H85L86 203ZM101 202V201H100ZM103 202V201H102ZM135 202H139V201H135ZM155 202H158V201H155ZM170 202V201H169ZM169 202L167 204H169ZM200 202V201H199ZM221 202V201H220ZM40 205H37V206H41L43 208L42 205L44 204H41V202H39ZM45 203V202H44ZM59 203V204H58ZM99 203V202H98ZM131 203V202H130ZM130 203H129V206H130ZM134 203V202H133ZM147 203H149V201H147ZM181 203V202H179ZM202 203V202H200ZM218 203V201L216 202V204ZM124 204V203H122ZM135 204V203H134ZM138 204V203H137ZM159 205L160 203H154V205ZM166 204V205H167ZM175 204V203H174ZM176 204L178 205V202H176ZM183 203H181V207L183 206L182 205ZM203 204V203H202ZM214 204V203H213ZM234 204V205H233ZM47 204H45L46 206ZM50 205V204H49ZM52 205V204H51ZM86 205V204H85ZM100 205V204H99ZM103 205V204H102ZM115 205V206H114ZM133 205V204H132ZM130 206V210L134 208L135 205L133 206ZM143 205V203H142ZM148 205V204H147ZM155 205V207H156ZM177 205H176V209H177ZM44 206V207H45ZM126 206V205H125ZM124 206V208H125ZM145 206V205H143ZM168 206V205H167ZM172 207V205H170ZM175 206V205H173ZM218 206V205H217ZM223 206V205H222ZM48 207V206H47ZM154 207V208H155ZM160 207V206H159ZM220 207V206H219ZM36 208V206H35ZM83 208V206H82ZM85 208V207H84ZM123 208V210H124ZM174 208V209H175ZM179 208V207H178ZM185 208V207H184ZM213 208V206H212ZM212 208L211 210L209 211H212ZM37 209V210H38ZM46 209V207H45ZM102 209V208H101ZM127 211H128V208H126ZM141 209V208H140ZM173 209V207H172ZM171 209V210H172ZM175 209V210H176ZM186 209V208H185ZM199 209H200V206H199ZM221 209V211H220ZM100 210V209H99ZM129 210V211H130ZM166 210V211H167ZM179 210H183L182 208H179ZM178 210V211H179ZM227 210L229 211L228 213V217L226 215H224L225 213L227 214ZM34 211V212H33ZM85 211V210H84ZM103 211V210H102ZM135 211V208L134 210ZM137 211V209H136ZM140 211V210H139ZM194 211V212H193ZM45 213V214H42ZM168 212V211H167ZM166 212V214H167ZM176 212V211H175ZM175 212H170V214L172 213L173 215H175ZM180 212V211H179ZM219 214H217V213ZM225 212V213H224ZM84 213V212H83ZM98 213V212H97ZM104 213V212H103ZM127 213V212H126ZM133 213V212H131ZM85 214V213H84ZM94 214V213H93ZM99 214V213H98ZM130 214V213H129ZM169 214V213H168ZM177 214V213H176ZM47 215V219H45V216ZM100 215V214H99ZM196 215V214H195ZM220 215L222 216L220 219ZM16 216V217H17ZM35 216V217H34ZM86 216V215H85ZM104 216V215H103ZM184 216L186 217H190V220L189 219H184L181 220L183 221V227L180 228V226H178L176 224V222L179 220V218L181 219V217ZM194 216V215H193ZM224 216V217H223ZM17 217V219H18ZM93 217V216H92ZM119 217V219H118ZM129 217V216H128ZM175 218L174 220H172L173 218ZM197 217V216H195ZM12 218V217H11ZM104 218V217H102ZM139 218V217H137ZM212 218V219H211ZM13 219V220H14ZM101 219V218H100ZM119 221H118V220ZM170 219V220H169ZM197 219V218H196ZM213 219L215 220V223L217 221L222 220V222H218L216 226L215 224V227H218L217 229L215 228V231L214 229L211 230L212 232H210V234L207 232L209 231L207 225L210 224V221L213 222ZM84 220V219H83ZM97 220V219H96ZM107 218L105 220V222H107ZM136 220V219H135ZM164 220V221H163ZM6 221V220H5ZM12 221V220H10ZM86 221V219H85ZM94 221V220H93ZM92 221V222H93ZM122 221H124V224L122 226ZM198 221V222H197ZM22 222V223H21ZM50 222V223H49ZM136 222V221H135ZM7 223V221H6ZM197 223V224H196ZM1 224V223H0ZM9 224V222H8ZM4 224H1L0 225V230L1 231H4L3 226ZM6 225V224H5ZM83 226V227H82ZM182 226V225H181ZM120 227H123V228H120ZM208 227V228H206ZM199 229V230H198ZM16 230V231H15ZM18 230V232H17ZM181 230L182 233H178V231ZM194 230V232L192 231ZM242 231L241 232V235L238 233V231ZM239 231V232H240ZM19 236H18V234ZM125 233V236H123ZM194 233V234H193ZM16 234V236H15ZM29 234V236H27ZM215 235L216 236H219V238H216L215 240L212 238V235ZM222 234V235H221ZM224 234V236H223ZM192 235L194 237H196L195 240H192L194 237H192ZM24 236V237H23ZM123 236V237H122ZM7 237V238H6ZM17 237V239H16ZM178 239V240H177ZM235 239V241H234ZM247 240V242H244L242 240ZM40 241V245L35 242V241ZM124 240V241H123ZM200 240V241H199ZM123 241V243H122ZM179 241V242H178ZM248 241H253V242H248ZM199 242H202L201 245H198ZM178 243V244H177ZM179 243L181 244L180 245V248L178 249L177 247H179ZM240 244V246H239ZM177 245V246H176ZM39 246V247H38ZM234 246H236V248H234ZM38 248L40 249V251H38ZM262 252V253H261ZM168 255V256H167ZM173 257L174 261H170V258ZM179 257V258H178ZM169 259V260H168ZM179 259V260H178ZM183 259V258H182ZM182 261H185L184 260H181L180 261V264H182L183 262ZM214 262V263H213ZM179 263V262H178ZM177 263V264H178Z\"/></svg>",
  "mask_w": 264,
  "mask_h": 264
},
{
  "label": "rangeland",
  "instance_id": "obj_2",
  "mask_svg": "<svg viewBox=\"0 0 264 264\" xmlns=\"http://www.w3.org/2000/svg\"><path fill=\"white\" fill-rule=\"evenodd\" d=\"M40 1V2H39ZM62 1H64V0H1V2H0V7H2V8H0V9H3V8H6V7H8L9 9H12V7H13V10L15 11H17V12H15V14H17L16 15V17L19 19V23H18V27L16 28L17 29V35L15 36V37H8V35H7V33L5 32V31H1L0 30V122L1 123H6V124H3L2 126L0 125V151L2 152H0V155H4V156H6V158H7V160H9V161H7L6 159H4V156H3V161L5 162H3V164H1L0 163V181L2 180V182H0V186H1V183H4V181L5 180H7V178H9L8 176L11 174V172L12 171H9V170H12V168H16V170H19L18 168H19V163H17V161L15 162L14 161V163H13V158H16L15 157V155H16V153L18 152V151H15V150H17L19 147H18V145L20 144V142H24V141H22V140H24L25 139V135H27V131H29L30 130V134L32 135V131H34V134H35V131L37 132V131H39V129L41 128V126H42V124H41V122H42V120L41 119H39V118H42L43 116L41 115L42 113H43V110H44V113H43V115H45V108H43V107H46L47 108V106H44V105H46V103H48L49 104V108H50V106H51V108H52V106H53V109L52 110H54V108H55V106L56 107H58L59 108V106H57V105H59L60 103H61V105L63 104V95H69L70 94V96H71V92H72V89H70V88H73V90H74V88H75V90H77V86H79V84H80V80H81V83H82V85H83V83H86L85 82V80L86 79H88V83H90L91 85L92 84H96V83H98V82H95V79H96V81L97 80H99L100 79V77H104L103 75H104V73H105V75H109V79L111 78V75H113L115 72L116 73H118V68L119 69H122V67L123 68H125L126 66H127V64H128V62H131L132 60H129L130 58L129 57H133V55L135 54H137V52H138V50L140 49V51L141 50H143V49H146L145 51V54H143L144 55V57H146V58H144L143 57V62H144V59H145V63H143L142 61H141V68L143 67V71H142V74L141 75H139V77L137 78V80H136V82L134 83L135 84V90L133 89V91L131 90V91H129V94L128 93H126V96H123V97H127L126 99H128V98H132L133 100H136L135 98H137L138 100H136V101H133V102H130V101H132L131 99L129 100H126L127 102H130V103H125L124 105H125V107H124V110L123 111H129L128 113L131 115V116H127V114L128 113H124L122 110H121V112H122V115L124 114V116H125V114H126V118L125 119H129V123L127 122L126 123V121L127 120H125L124 122H121V125H122V123H124V124H127L126 125V127L128 126H130L133 130H131L130 128V130L129 129H127L126 130V128H125V126L124 125H122V126H124L123 128H122V126L120 125V123L119 122H115L116 123V125H115V127L116 128H118V129H116L115 127H113V126H111L110 127V125L109 124H107L109 127H107V129L108 130H110L111 128H113L112 129V131H110V132H112V133H110V135L112 134L113 136L110 138L111 140V142H110V144H111V147H110V149H112L113 150V152H112V150H108L109 149V147H108V145H107V148L105 147V145L106 144H104L105 142L104 141H106V139H102V142H104V143H102L101 141H99L98 142V140H97V145H98V149H97V145H95V150H94V153H96L97 152V154L98 155H96L95 157L96 158H93V155L92 154H89L88 152H86V154L84 155V150H85V148H86V146H81V147H85L84 148V150H83V148H81L82 149V151H81V149H79L78 151H79V159H82V161H81V164L85 167V174H87L86 176H88V177H86L85 176V174L84 175H82V176H78V178H80V180L79 179H77V181H76V185H73L72 186V184H70V180L69 181H66V180H68V179H66L65 180V178H68V175L67 176H65L64 174H66L67 172V167H66V169L64 168V166H60L59 167V169L62 171V180H63V182H58V183H56L57 185H55V183H53L52 185H50V186H52V187H49L48 188V186L45 184V183H43V187L40 189H38V190H42V192H40V196H38L37 195V197H36V199H37V203H34V207H33V210H35L36 211V213L34 212L33 213V215H35V214H37L38 212H40L41 210H43V211H45V210H47V208H52L51 206H53V208L54 209H56V208H58L57 206H59V205H57L56 204V200H59V198H61V196L63 195V193H64V195H65V198H67L68 200L70 199V200H75V202L77 201V203H78V205H79V202H80V204L82 203V205H81V207H78L80 210L81 209H84V210H82L81 211V215H82V221H83V223H82V225H84L85 227L87 226V227H89V225L90 226H95V223H98V224H103L102 222H104V224H106L107 223V225L109 224L108 222L110 221V219L112 218V210H111V208H112V201H114V203H115V205H116V207L120 210V212H121V216H120V220H122L123 218H127V219H129L131 216L130 215H132V218H134V219H132L131 221L135 224V225H138L139 226V224H140V222L139 221H141L140 219H145V209L146 208H149V210H151V208L149 207V205H150V203L152 204L153 203V207H152V210H154V211H156V210H161V208L162 209H164V208H166V207H169L168 208V210H167V208L165 209V210H163V212L165 211V219H168V218H166V215H167V217H169V215L170 216H173V217H180L181 215V213L183 214V212L184 211H186L187 210V204H189V203H187V202H190V196L187 198V195H188V193L186 194V193H184V195H185V197H182V196H184L183 195V192H182V194H181V192H178V190H180V189H177L179 186H184V185H182V184H185V182H190V181H192V179H190V178H195V179H197V180H199V177H197V175L199 176L200 174H202V172H200L201 171V169H203L202 167H204L203 166V163H201L202 164V167L200 168L199 167V164H196V159L198 158V153H197V149L194 147V142L196 141L195 140V138H197L198 140L197 141H199L200 139H201V135L199 134V135H195L193 132H191V130H190V132H191V134L188 132L189 131V129H191L192 127H191V121H189L190 120V117H187V118H189V120L187 121V120H185V121H187L186 123H185V121H184V123H185V125L187 124V123H189L188 124V127L186 126V128H188V131L186 132H184V133H181V135H183L182 137H181V135L179 136V131H181L180 130V128L182 129V127H180V126H177V124H179L180 123V118H181V113L179 114L178 112V110L176 109V107H175V105H173V104H175L177 101H175L174 100V96H172L173 97V100H172V97H171V94L170 93H168V94H166L165 96H163L162 98H161V103L160 104H158L157 106L155 105V103L152 101V99H153V94H155V91H156V93L158 92V91H160V88L163 86V85H165L166 83H167V81H166V77H168L169 75H167L168 73L169 74H171V72H169L170 71V68H171V65L173 66V68H174V66H176L177 64V60L179 59V57L182 55V51H181V46H180V44H179V46H175L176 45V42H180V38H179V35L177 36H175V35H173L174 37V40H173V43H174V46H173V48H175V50L174 49H172V45H171V43H170V45H169V43H167V41H165L166 43H164L163 44V42L164 41H162V39L164 40V39H166V36L164 35V33H165V30H166V33L168 32V36H170L169 35V28L167 29L166 28V24L167 23H169V22H167L168 21V16L167 15H169L168 14V8H169V5H170V3H172L173 2V0L171 1V0H157L155 3H154V1L153 0H108V1H110V2H108V1H106V0H103V1H101V0H77L76 1V3H75V1H74V5H73V3L71 4L70 3V1H69V4H67L68 3V0L66 1H64V2H62ZM79 1V2H78ZM121 3H119V2ZM123 1L125 2L124 4H123ZM151 1V3H149ZM161 1V2H160ZM176 1V0H175ZM179 1H180V3L182 2V0H177V3L176 4H178V5H180V3H179ZM185 1H186V3H185ZM189 1V2H188ZM184 0L182 3H181V5L180 6H178L179 7V12H178V10H177V12H178V14H180V15H178V16H176V19L178 20V21H181V22H179V23H177V25H179V28L180 27H182V29H183V27H185V29H187V27H186V25L188 24V21H187V23H186V21H185V19L187 20V18H189V19H191V21H193L192 22V26L194 27V28H196V31L198 32L199 31V33H200V35H204V34H207V32H208V36H209V38H211L212 36V34H216V29H218V27H220L221 26V28L223 29V28H226L227 26H228V28H226L225 30H220L221 32V34H225L226 35V37H227V39H228V41L230 42V44L228 45V43H227V47H226V49H228L227 50V53L230 55L231 54V51H232V53L234 54H231L230 56L227 54V56L229 57V58H231L229 61H228V59L226 60L225 58H222V61H223V64L225 63V66L226 65H228V67L226 66L225 67V69H226V71L227 72H229L230 71V73H231V75H230V73H227L226 72V75H230L229 76V78H227L228 76H224V78H223V75L222 74H224V72L225 71H220L222 74V76L220 75V74H218L219 72L216 70V74H215V70H214V73L213 74H211V75H209V76H211L212 77V75H214L213 77H212V79L210 80V78L211 77H207L208 79H206V83H205V85H206V87L207 86H209L210 84H211V82H212V80H213V82H215V81H217L218 79L217 78H220V76H221V79H219L221 82H220V84L222 85H224V84H227V82L230 80V79H232L233 78V75H234V80H239V82L241 83V85L240 86H242V89L244 88V90H245V83L243 82L242 83V80L244 79L243 77H241V75L239 76V75H235V74H237V72L239 71V70H236V63L238 62V60H240V58H239V53H241L242 54V56H243V58H244V60H245V62L247 63V62H250L248 65H249V67H251V68H254V71L252 72V73H256L257 71H259V73L261 72V70H260V67H262L263 69H262V72L264 71V16L262 15V12H264V7H263V2L261 3L260 2V0L258 1V0H254L255 1V3H259L260 2V8H261V5H262V7L263 8H261L262 9V12H260V8H259V5L258 6H256V4H255V7L254 8H252L251 7V1L252 0H243L242 1V3H241V6L240 7H238V5L237 4H235L234 3V5H231V2H233L232 0L230 1H228V0H204L203 1V3L201 2V1H198L197 3H199V6H201V5H203V6H201L200 8H199V12H193L194 13V15H193V13H192V11H189L190 10V0ZM207 1H209V2H207ZM214 3H213V2ZM246 3H245V2ZM4 2V3H3ZM16 2H17V4H16ZM101 2H102V4L104 5V4H106V2L109 4L110 3V5H111V3L112 4H115V5H117V3H118V6L119 7H117L116 9H114V10H116V11H109V9L107 10V9H103L102 8V5H101ZM159 2V3H158ZM188 2V3H187ZM212 2V3H211ZM241 2V1H240ZM248 2V3H247ZM250 2V3H249ZM2 3L3 4H5V5H2ZM58 3H64V4H62V6H61V4H58ZM154 3V4H153ZM184 3L186 4V5H184ZM206 3L208 4V5H206ZM12 4V5H11ZM38 4V5H37ZM59 5V6H54V5ZM65 4H67V5H65ZM148 4H150L149 6H148ZM158 4V5H157ZM168 4V5H167ZM212 4V5H211ZM242 4H243V6H242ZM12 7H11V6ZM14 5V6H13ZM70 5H72V6H70ZM182 5L184 6V7H186V9H184V7L182 8ZM214 5V6H213ZM215 5H219V6H215ZM249 5V6H248ZM4 6V7H3ZM22 6V7H21ZM35 6V7H34ZM39 6V7H38ZM40 6H41V8H40ZM43 6V7H42ZM47 6V7H46ZM54 6V7H53ZM60 6H61V8L63 9L62 10V12H61V10H60ZM67 8H65V7ZM80 6V7H79ZM100 6V7H99ZM187 6H189V7H187ZM212 6V7H211ZM235 6V7H234ZM11 7V8H10ZM30 7V8H29ZM38 7V8H37ZM59 7V8H58ZM64 7V8H63ZM69 7V8H68ZM155 7V8H154ZM157 7V8H156ZM213 7H214V9H213ZM220 7V8H219ZM237 7V8H236ZM247 7V8H246ZM15 8V9H14ZM57 10H55V9ZM72 8V9H71ZM75 8V9H74ZM182 8V9H181ZM189 8V9H188ZM209 8H211V10H209ZM223 8V9H222ZM232 8V9H231ZM248 8H250V9H248ZM30 10V12H29V10ZM37 11H36V10ZM93 9V10H92ZM155 9V10H154ZM180 9L181 10H183V11H185V14H182L181 15V11H180ZM188 9V10H187ZM226 9V10H225ZM33 10H35V11H33ZM44 10V11H43ZM65 10V11H64ZM98 10V11H97ZM100 10H107L106 12H103V13H99V11ZM148 10V11H147ZM209 10V11H208ZM217 10V11H216ZM218 10H220V11H218ZM252 10V11H251ZM33 11V12H32ZM55 11V12H54ZM91 11V12H90ZM138 11V12H137ZM143 11V12H142ZM162 11H163V13H162ZM182 11V12H183ZM257 11V12H256ZM34 13L33 15H32V13ZM115 12V13H114ZM140 12V13H139ZM201 12V13H200ZM212 12V13H211ZM219 12H221V13H219ZM255 12V13H254ZM19 13V14H18ZM31 13V14H30ZM65 13H67V14H65ZM72 13V14H71ZM111 13H113V14H111ZM134 13V14H133ZM144 15H143V14ZM160 13H162V14H160ZM192 15H191V14ZM209 13V14H208ZM211 13V14H210ZM236 13V14H235ZM258 13H259V15H258ZM261 13V14H260ZM31 16H30V15ZM36 14V15H35ZM63 14V15H62ZM78 14H79V16H78ZM136 14V15H135ZM199 14V15H198ZM216 14V15H215ZM253 14H254V16H253ZM70 15V16H69ZM112 15V16H111ZM135 15V16H134ZM200 15H202L201 17H200ZM212 15V16H211ZM55 16V17H54ZM61 16V17H60ZM69 16V17H68ZM88 16V17H87ZM129 16V17H128ZM175 16V15H174ZM190 16V17H189ZM200 18H199V17ZM206 16V17H205ZM253 16V17H252ZM124 17V18H123ZM126 17H128V18H126ZM159 17V18H158ZM194 17V18H193ZM256 17V18H255ZM52 18V19H51ZM56 18V19H55ZM65 18V19H64ZM120 18V19H119ZM138 18H139V20H138ZM162 18V19H161ZM197 20H196V19ZM199 18V19H198ZM212 18V19H211ZM93 19V20H92ZM96 19V20H95ZM132 19V20H131ZM204 19V20H203ZM209 19H210V22H209ZM222 19V20H221ZM228 19V20H227ZM242 19V20H241ZM56 20V21H55ZM149 20V21H148ZM155 20V21H154ZM159 20H161V21H159ZM224 20V23L222 22ZM234 20V21H233ZM250 20V21H249ZM257 20V21H256ZM93 21V22H92ZM166 21V22H165ZM170 22H171V20H169ZM194 21H195V23H194ZM199 21V22H198ZM207 21V22H206ZM211 21H213V22H211ZM253 21V22H252ZM49 22V23H48ZM54 22V23H53ZM98 22V23H97ZM159 22V23H158ZM216 22H219V23H221V24H216ZM236 22V23H235ZM50 23L51 24H54V25H57L56 27L58 28V30H60V31H62V30H64L65 28V31H68V32H66V37L68 38V37H71V39H69L68 38V40H67V45H65V47H63L62 48V50H63V54H61V56H60V58H59V56H58V52H57V54H55L56 53V51H59V50H57V48L55 49V51H54V53H52V50H54V48L55 47H57L56 45H55V43H56V38H51L50 36H49V31L47 32V29L49 30V26H50ZM67 23V24H66ZM134 25H133V24ZM141 23V24H140ZM151 23V24H150ZM185 23H186V25H185ZM200 23H202L203 25H200ZM205 23H206V25H205ZM209 23V24H208ZM213 23V24H212ZM216 24V26H217V28H216V26H215V24ZM170 25H172L173 24V22H171V23H169ZM227 24H231V26H232V28H233V30H232V28H230V25H227ZM233 24V25H232ZM49 25V26H48ZM60 25V26H59ZM132 25V26H131ZM182 25V26H181ZM191 25V24H190ZM198 25H200V27H201V29H205V31H206V33H202V31H201V29H200V27H197ZM207 27V28H209V30L205 27V26ZM208 25V26H207ZM225 25V27H223ZM237 25V26H236ZM258 25V26H257ZM142 26V27H141ZM173 26V25H172ZM254 26H256V27H254ZM261 26V27H260ZM68 27V28H67ZM133 27V28H132ZM139 27H141V28H139ZM192 27V28H193ZM204 27V28H203ZM260 27V28H259ZM62 28V29H61ZM129 28V29H128ZM131 28H132V30H131ZM144 28V29H143ZM191 28V27H190ZM214 28H216V29H214ZM229 28L231 29L230 31H229ZM234 28H235V30H234ZM237 28V29H236ZM16 29H15V31H16ZM18 29H19V31L20 32H18ZM21 29H22V31H21ZM74 29V30H73ZM136 29V30H135ZM165 29V30H164ZM181 29V28H180ZM179 29V30H180ZM198 29V30H197ZM207 29V30H206ZM214 29V30H213ZM73 31V34L71 35V33L70 32H72ZM138 30V31H137ZM191 30V29H190ZM193 30V29H192ZM195 30V29H194ZM226 30H228L227 32H230V33H227L226 32ZM236 30H239V31H236ZM24 31V32H23ZM70 31V32H69ZM130 31H132V32H130ZM134 31V32H133ZM195 31V32H196ZM216 31V32H215ZM233 31V32H232ZM235 31H236V33H235ZM144 32V33H143ZM170 32H173V28H171L170 27ZM261 32L263 33V34H261ZM20 33V34H19ZM68 33V34H67ZM128 33H130V34H128ZM47 34V35H46ZM70 34V35H69ZM138 34V35H137ZM142 36H141V35ZM198 34V33H197ZM233 34V36L234 35H237V36H231ZM239 34V35H238ZM20 37H19V36ZM22 35V36H21ZM126 37H125V36ZM132 35V36H131ZM231 37V38H229V36ZM18 36V37H17ZM44 36H45V38H44ZM46 36H47V39H46ZM128 36H130V37H128ZM139 38H138V37ZM198 36L199 35H197L196 36V34H195V36H193L194 38L196 37V38H198ZM202 36H200V37H202ZM206 36V35H205ZM208 36H206V37H208ZM211 36V37H210ZM215 35H213V37H214ZM258 36V37H257ZM55 37V36H54ZM129 39H128V38ZM179 39H178V38ZM239 37V38H238ZM240 37H242V38H240ZM18 38V39H17ZM20 38V39H19ZM52 40V42H51V40ZM137 38V39H136ZM194 38H192L191 40H190V42H188V43H190V44H188L186 47H188L189 45H191L190 47L192 48V50H191V48L190 47H188V48H190V51L192 52L193 51V46H195L196 47V43L198 42V40H199V42H198V45H200L201 44V38H198V40H196V38H195V40H194ZM250 38V39H249ZM257 38V39H256ZM259 38V39H258ZM46 39V41H44V40ZM139 39V40H138ZM168 39H170V38H168ZM235 39V40H234ZM244 39H247V41L245 40V41H243ZM50 40V41H49ZM55 40V41H54ZM4 41V42H3ZM44 41V42H43ZM130 41V42H129ZM139 41V42H138ZM153 41V42H152ZM162 41V43H159V42H161ZM195 43H194V42ZM253 41V42H252ZM259 41V42H258ZM261 41V42H260ZM6 42V43H5ZM47 43V46H50V47H48L47 48V46L45 45V49L47 48V52H50L49 54H50V59H49V57H47V56H49V54L47 55V52L46 51H44L43 49L41 50V48H40V46L41 47H43L44 46V44H46ZM49 42H51V43H49ZM141 42V43H140ZM178 42V43H179ZM236 42V43H235ZM238 42H241V43H239L238 44ZM251 42V43H250ZM257 42V43H256ZM42 43H43V45H42ZM117 44V46L115 47V45ZM129 43V44H128ZM140 43V44H139ZM233 43H235V45L233 44ZM246 43H248V45L246 44ZM250 43V44H249ZM254 43V44H253ZM51 44H53L54 46V48L52 47V45ZM120 44V45H119ZM137 44V45H136ZM142 44V45H141ZM159 44H163L162 46H161V49H160V45ZM192 44H194V45H192ZM233 44V45H232ZM257 46H256V45ZM126 45H128L127 46V48H126ZM141 45V46H140ZM178 45V44H177ZM232 45V46H231ZM237 45L240 47V45H241V47L239 48V47H237ZM245 45L246 46H249V47H245ZM262 45V46H261ZM170 46V47H169ZM214 45H212V47H213ZM226 46V45H225ZM225 46L223 47V48H225ZM235 47V49H234V47ZM243 46V47H242ZM253 46H255L256 47V49L253 47ZM179 47V48H178ZM216 47H217V49L219 48V46L218 45H216ZM233 47V48H232ZM252 47H253V49H252ZM44 48V47H43ZM53 48V49H52ZM129 48V49H128ZM209 48H211V47H209ZM223 48L222 49H219V50H221L220 52H222L223 51ZM237 48V49H236ZM239 48V49H238ZM244 48V49H243ZM246 48V49H245ZM258 48H259V51L257 52L256 50H258ZM261 48V49H260ZM8 49V50H7ZM10 49V50H9ZM32 49V50H31ZM125 49V50H124ZM158 49H160L159 51H158ZM178 49H180L179 51H178ZM217 49L216 50H214L213 52L216 54L218 51H217ZM248 49H250V50H248ZM36 50V51H35ZM108 50V51H107ZM112 50V51H111ZM127 50V51H126ZM175 52H174V51ZM230 50V51H229ZM234 50H236V51H234ZM245 50H246V52H247V54H248V56H247V54H246V52H245ZM263 50V51H262ZM42 51V52H41ZM120 51V52H119ZM125 51V52H124ZM137 51V52H136ZM155 51V52H154ZM156 51H158V52H156ZM186 51H187V48H186ZM185 51V52H186ZM190 51H187V53H189ZM234 51V52H233ZM238 51H241V52H238ZM243 51V52H242ZM252 51H256L255 52V54L252 52ZM43 52H46L45 54L43 53ZM115 52V53H114ZM124 52V53H123ZM128 52V53H127ZM130 52V53H129ZM230 52V53H229ZM245 52V53H244ZM51 53H52V55L53 56H55V57H53V56H51ZM108 53L110 54V55H108ZM167 53V54H166ZM174 53V54H173ZM261 53V54H260ZM42 54H44V55H42ZM114 54V56H112ZM119 54V55H118ZM251 54V55H250ZM258 54V55H257ZM42 55V56H41ZM47 55V56H46ZM56 55H57V57H56ZM123 55H124V57H123ZM126 55H127V57H128V60H126ZM176 55V56H175ZM177 55H179V56H177ZM236 55H238L237 57H236ZM250 55V56H249ZM253 55V56H252ZM247 56V57H246ZM257 56V57H256ZM42 57V58H41ZM105 57H107V58H105ZM125 58L124 60L127 62L126 64H125V62L123 63V65L120 63V62H122V61H124L122 58ZM131 57V58H132ZM251 57V58H250ZM253 57V58H252ZM46 58H48L49 59V61H48V59H46ZM61 59L60 61L58 60V59ZM113 58V59H112ZM115 58V59H114ZM120 58V59H119ZM154 58V59H153ZM250 58V59H249ZM257 58V59H256ZM260 58V59H259ZM45 59V60H44ZM86 59V60H85ZM106 59V60H105ZM109 59V60H108ZM111 59V60H110ZM163 59H165V60H163ZM45 61V63H44V61ZM52 60H55V61H52ZM100 60V61H99ZM108 60V61H107ZM172 60V61H171ZM175 60V61H174ZM243 60V61H244ZM253 60V61H252ZM43 61V62H42ZM48 61V62H47ZM55 62V63H52V62ZM58 61V62H57ZM92 61V62H91ZM102 61V62H101ZM115 61V62H114ZM152 61V62H151ZM160 61V62H159ZM163 61V62H162ZM167 61V62H166ZM226 61V62H225ZM227 61L229 62V63H227ZM232 61H233V63H232ZM87 62H88V64H87ZM146 62H147V64H146ZM159 62V63H158ZM174 62V63H173ZM176 62V63H175ZM234 62H235V64H234ZM43 63V64H42ZM46 63H47V65H46ZM51 63V64H50ZM58 63V64H57ZM101 63V64H100ZM113 63V64H112ZM118 63V64H117ZM230 63H232V64H230ZM252 63V64H251ZM254 63V64H253ZM258 63V64H257ZM263 63V65H260V64H262ZM45 64V65H44ZM55 64H57V65H55ZM80 64V65H79ZM83 64V65H82ZM87 64V65H86ZM90 64V65H89ZM104 64V65H103ZM144 64V65H143ZM159 64V65H158ZM50 65V66H49ZM96 65V66H95ZM103 66V68H102V66ZM151 65V66H150ZM153 65H154V67H153ZM170 65V66H169ZM232 65V66H231ZM235 65V66H234ZM253 65L255 66V67H253ZM258 67H257V66ZM65 66V67H68L69 69H67V70H65V73H62V70L60 71V69H62L63 67ZM78 66V67H77ZM79 66H81V68L79 67ZM85 66V67H84ZM90 66V67H89ZM100 66V67H99ZM108 66V67H107ZM233 66H234V70H232V68H233ZM44 67V68H43ZM64 67V68H65ZM84 67V68H83ZM111 67V68H110ZM148 67V68H147ZM232 67V68H231ZM94 68H96V70L94 69ZM107 69V71H106V69ZM109 68V69H108ZM115 70H114V69ZM146 68V69H145ZM150 68V69H149ZM158 70H157V69ZM173 68H171L172 69V71H173ZM255 68H257L256 70H255ZM48 69V70H47ZM50 69V70H49ZM82 69H83V71H82ZM111 69V70H110ZM154 69V70H153ZM164 69L166 70V71H164ZM228 69V70H227ZM259 69V70H258ZM73 70V71H72ZM77 70V71H76ZM91 70V71H90ZM156 70V71H155ZM113 71V72H112ZM237 71V72H236ZM82 72H84V73H82ZM104 72V73H103ZM107 72V73H106ZM149 72V73H148ZM164 72V73H163ZM234 72H235V74H234ZM261 72V74H259L258 72L255 74L256 76L255 77H257L256 79L258 80V81H260L261 82V80H260V78H264L263 77V73ZM62 75H61V74ZM71 73V74H70ZM89 73V74H88ZM95 73V74H94ZM99 73V74H98ZM112 73V74H111ZM73 74H75V75H73ZM101 74V75H100ZM162 74V75H161ZM166 75V76H164V75ZM243 74H245V72L243 73ZM259 76H258V75ZM80 75V77H78ZM84 75V76H83ZM91 76V77H89V76ZM145 75H146V78H145ZM154 75V76H153ZM158 75V76H157ZM67 76V77H66ZM70 76V77H69ZM77 76V77H76ZM85 77V78H83V77ZM100 76V77H99ZM160 76V77H159ZM219 76V77H218ZM238 76V78L239 79H236V77ZM261 76V77H260ZM53 77V78H52ZM60 77V78H59ZM96 77V78H95ZM97 77H99V79L97 78ZM217 77V78H216ZM232 77V78H231ZM260 77V78H259ZM49 78V79H48ZM73 78H74V81H73ZM78 78H80L79 80H78ZM92 78V79H91ZM214 78V79H213ZM217 80H216V79ZM223 78V79H222ZM243 78V79H242ZM50 79L52 80V81H50ZM57 81H56V80ZM61 79V80H60ZM66 79V80H65ZM84 79V80H83ZM109 79L107 80V78H106V80H107V82L109 81ZM139 79V80H138ZM164 79V80H163ZM226 81H225V80ZM255 79V78H254ZM54 80V81H53ZM76 80V81H75ZM92 80V81H91ZM94 80V81H93ZM102 80L104 81L105 79L104 78H102ZM105 80V81H106ZM154 80V81H153ZM160 82H159V81ZM203 80H205V79H203ZM208 80V81H207ZM210 80V81H209ZM218 80V81H219ZM223 80V81H222ZM47 81H50L49 83L51 84V82L52 83H54L56 86L57 85H59L58 83H59V81L61 82L60 84L61 85H59L58 87H60V89H61V87H63L64 85H65V83L66 84H68V85H66L65 86V89H63L62 88V90H60V92H58V87H56L57 89L55 90V87H52L53 86V84L52 85H50V88L52 87V90L54 89L55 90V92L54 91H52L51 93H55L56 94V96H57V94L58 93H61V91L63 92V93H61V94H63V95H61V94H58V96L56 97V100L57 99H59L60 98V95H61V97L62 98H60V100L58 101L57 100V103H59V104H57V105H55V97H53L52 98V96H54V95H52L51 96V93L49 94L50 96H51V98H50V96H49V98H48V91H45L46 89L45 88H43V89H45V90H40V88L42 89V86L44 85H46V83H47ZM70 81V82H69ZM90 81V82H89ZM163 81H164V83H163ZM166 81V82H165ZM218 81L217 82H215V84L212 82V84L211 85H217V83H218ZM244 81V80H243ZM258 81H256L255 80V82H254V84L255 83H257ZM69 82V83H68ZM72 82V83H71ZM77 82V83H76ZM79 82V83H78ZM92 82H94V83H92ZM162 82V83H161ZM202 82V81H201ZM223 82V83H222ZM226 82V83H225ZM238 82V81H237ZM238 82V84H240ZM44 83V84H43ZM57 83V84H56ZM74 83H76V87H75V84ZM88 83H86L85 85L87 86V87H89V86H91V85H89ZM208 83V84H207ZM229 83V82H228ZM247 83H249V82H247ZM48 84V83H47ZM94 84V85H95ZM138 86H137V85ZM199 84V83H198ZM42 85V86H41ZM73 86V87H70V86ZM89 85V86H88ZM158 85V86H157ZM161 87H160V86ZM189 85H190V83H189ZM210 85V86H211ZM69 88H68V87ZM93 86V85H92ZM214 86V87H215ZM66 87L68 88V89H66ZM159 89H158V88ZM90 88V87H89ZM138 88V89H137ZM157 89V90H156ZM64 90H70V91H68V92H70V93H68V94H64V92H67V91H64ZM79 90V89H78ZM155 90V91H154ZM41 91V92H40ZM43 92L47 95V96H45L46 98V100H43L42 101V99H40V98H42L45 94H43ZM75 91H73L72 92V95H73V93H74ZM132 92V93H131ZM138 95H137V94ZM41 94H43V96L41 95ZM130 94L134 97H130ZM170 94V95H169ZM136 95V96H135ZM145 95V96H144ZM247 95V93H245V96ZM166 96H167V98L168 99H171V100H169L168 101V99H165L166 98ZM72 97V96H71ZM70 97V99H72ZM75 97V96H74ZM227 97H228V102H230L231 100H230V98H231V95H227ZM39 98V99H38ZM44 98V97H43ZM149 98H150V100H149ZM48 99V100H47ZM49 99H53L52 101H53V105L50 103L51 101H49ZM142 99V100H141ZM227 99V98H226ZM144 100V101H143ZM260 101H259V103H261V102H264L263 100H261V99H259ZM47 101H49V102H47ZM69 101H71V105L73 104V100H69ZM152 101V102H151ZM167 101H168V103H167ZM41 102H42V105H41ZM44 102V103H43ZM66 102V100L64 101V103ZM239 102V101H238ZM237 102V103H238ZM249 102H250V104H252L251 106H252V108H253V110L255 109V106L253 105V102H251V100L249 99ZM66 103H68L69 104V102L67 101ZM145 103H147V104H145ZM149 103H150V105H149ZM206 103H207V101H206ZM247 103V102H246ZM37 104H40V105H38L37 106ZM51 104V105H50ZM67 104V106L69 107V105ZM128 104V107L131 105V107H129L128 109H127V107H126V105ZM154 106H153V105ZM165 104H167V105H165ZM169 104V105H168ZM60 105V108L62 107ZM64 105V104H63ZM134 106V108H133V106ZM34 106H35V108H34ZM166 106V107H165ZM239 106L241 107L242 106V104H241V102L239 103ZM40 107V108H39ZM71 107V106H70ZM142 107V108H141ZM172 107H173V109H172ZM39 108V109H38ZM50 108V109H51ZM136 108V109H135ZM156 108V109H155ZM158 108V109H157ZM175 108V109H174ZM19 109V110H18ZM33 109V110H32ZM62 109V108H61ZM73 109V108H72ZM130 109V110H129ZM166 109V110H165ZM168 109V110H167ZM14 110H15V113H14ZM32 112H31V111ZM42 111L41 113H40V111ZM74 110V112H75V109H73ZM135 110H136V113H135ZM157 110V111H156ZM162 110V111H161ZM173 110V111H172ZM28 111L29 112H31V113H28ZM36 111V112H35ZM37 111H39V112H37ZM151 111V112H150ZM155 111V112H154ZM165 111V112H164ZM263 111V109H261L260 108V110L258 109V111H253L252 113H253V116H251V119L252 118H254V116H255V118L254 119H257L256 118V116L259 118H261V120L262 121H260V118L259 119H257L256 121L257 122H259V123H257V125H256V129H258L257 131H259V133H261L262 132V135H264V112H262ZM22 112V113H21ZM34 112V113H33ZM132 112H133V114H132ZM143 112V113H142ZM159 112H161V114H162V116H163V118H162V116H161V114L159 113ZM168 112V113H167ZM172 112V113H171ZM174 112H176V114L174 113ZM261 112V113H260ZM10 113H13V114H10ZM18 113H20L21 115H19ZM25 114L26 113V115L25 116H23L22 117V114ZM40 113V117L37 119L36 118V114L38 115ZM54 113H56V110L54 111ZM76 113V112H75ZM139 113V114H138ZM154 113V114H153ZM166 113V114H165ZM235 113V114H234ZM238 113H241V114H238ZM243 113V114H242ZM257 113L260 115L261 114V116H259V115H257ZM23 114V115H24ZM134 114H137V115H134ZM173 114V115H172ZM183 114H184V112H183ZM233 114V115H232ZM19 115V116H18ZM132 115H133V118L136 120V122H133L134 121V119H131V117H132ZM143 115V116H142ZM153 115V116H152ZM170 115V116H169ZM180 115V116H179ZM228 115H229V113H228ZM238 115H240L239 116V118L241 117V119H240V121H241V123H243V122H245L244 120L246 119V121L248 120L246 117H247V113H246V111L244 110V112L242 111V112H240V111H233V112H231V117H233L232 119H234V116H235V119H236V117L238 118ZM263 115V116H262ZM13 116V117H12ZM17 116H18V118H17ZM42 116V117H41ZM123 116V117H124ZM138 116V117H137ZM145 116V117H144ZM172 116V117H171ZM179 116V117H178ZM7 117H9V118H7ZM19 117H20V119H19ZM22 117V118H21ZM30 117V118H29ZM130 117V118H129ZM144 117V118H143ZM151 117V118H150ZM171 117V118H170ZM244 117V118H243ZM23 118H24V120H23ZM139 118V119H138ZM176 118V119H175ZM186 118V119H187ZM9 119V120H8ZM35 119V120H34ZM138 119V120H137ZM166 119H168L169 121H167L168 123H166V121L165 120ZM173 119V120H172ZM226 119V118H225ZM4 120V121H3ZM8 120V121H7ZM19 120H21V121H19ZM39 120V121H38ZM131 120V121H130ZM160 120H162L161 121V123L163 124V122H164V125L162 126V124L161 123H159L160 122ZM16 121V122H15ZM38 121V122H37ZM149 121V122H148ZM172 121V122H171ZM10 122H12L11 124H10ZM17 122H19V123H17ZM21 122V123H20ZM25 122H27V123H25ZM28 122H29V124H28ZM151 122V123H150ZM176 124H174V123ZM195 122V121H194ZM8 123V124H7ZM36 123H40L39 125L37 124L36 125ZM43 123V122H42ZM64 123H66L65 122V120H64ZM105 123V122H104ZM115 123H113V124H115ZM119 123V124H118ZM130 123H132V124H130ZM137 123V124H136ZM170 123H171V125H170ZM261 123H262V125H261ZM20 124V125H19ZM21 124H22V126L23 127H25V128H23V130H22V126H21ZM27 124V125H26ZM130 124V125H129ZM134 124H136V125H134ZM161 124V125H160ZM166 124H169L170 126H169V128H168V125H166ZM12 125V126H11ZM16 125V126H15ZM25 125V126H24ZM133 125H134V127H133ZM138 125V127H136ZM173 125H175L174 127H173ZM7 126H8V128H7ZM9 126H11L10 127V129H9ZM15 128H14V127ZM20 126H21V129H20ZM34 126H35V130H34ZM37 126V127H36ZM39 126H40V128H39ZM119 126V127H118ZM146 126V127H145ZM162 127V128H160V127ZM165 126V128H166V130H167V128L169 129V131L171 132H169L168 130L166 131L165 130V128L163 129V127ZM167 126V127H166ZM170 127H172V128H170ZM175 127H179V128H176L177 130H179V131H176V129H175ZM191 127V128H190ZM5 130H4V129ZM13 128V129H12ZM39 128V129H38ZM115 128V129H114ZM120 128V129H119ZM139 128V129H138ZM156 128V129H155ZM259 128L261 129L262 128V131L260 132V130H259ZM15 129V130H14ZM37 129V130H36ZM150 129V130H149ZM159 129V130H158ZM160 129L162 130H165L166 131V134L164 135L163 134V132H162V135H164V137L163 136H161L160 134V136L159 135H156V134H158L157 132L159 131L160 132ZM175 129V130H174ZM54 130L56 131V129L54 128ZM114 130V131H113ZM147 130V131H146ZM153 130V131H152ZM174 130V131H173ZM185 130V129H184ZM22 131V132H21ZM58 131V130H57ZM145 131V132H144ZM150 131V132H149ZM118 132V133H117ZM138 132V133H137ZM149 132V133H148ZM156 132V133H155ZM168 132V133H167ZM178 132V133H177ZM6 133H12V134H9V135H7ZM15 133V134H14ZM116 133V134H115ZM155 133V134H154ZM175 133V136L176 135H178L176 138H175V136L174 135H170V134H174ZM177 133V134H176ZM185 133H187L188 134V136L190 137H188V136H186L187 134H185ZM8 136V137H10L11 135H13V136H15V138H11V137H13V136H11L9 139L8 138H6V135ZM24 134V135H23ZM124 134V135H123ZM151 134V135H150ZM168 134V135H167ZM185 134V135H184ZM19 135V136H18ZM123 135V136H122ZM155 135V136H154ZM196 136V137H194V136ZM243 135H245V134H243ZM3 136H5V137H3ZM128 136V137H127ZM151 136V137H150ZM152 136H153V138H154V140H152L153 138H152ZM157 136L159 137V138H157ZM166 136V137H165ZM167 136H169V138L166 140L167 142H168V145L170 144V143H172V144H174L173 146L174 147H172L171 148V146L169 147L168 145H167V143H166V141L164 142V139L165 138H167ZM184 136L185 137H187V138H184ZM198 136V137H197ZM115 138V140H114V138ZM123 137V138H122ZM126 137V138H125ZM149 137V139H147ZM160 137H161V139H160ZM163 137V138H162ZM178 137H181L180 139H182L181 141H180V139L178 138ZM3 138V139H2ZM121 138V139H120ZM151 138V139H150ZM191 138H193V141H192V139ZM12 139H14L13 140V143H15L16 141V144L17 145H15L14 144V146H13V144H12V146L10 145V142L12 141ZM17 139V140H16ZM131 139V140H130ZM135 139V140H134ZM157 139V140H156ZM158 139H160V141H158ZM179 141H178V140ZM185 139V140H184ZM188 139L189 140H191V143H189L190 141H188ZM5 140H7V142H9V143H6V141ZM10 140V141H9ZM104 140V141H103ZM112 140H113V142H114V144L112 143ZM137 140V141H136ZM154 143H152L151 141ZM184 140V142H182ZM195 140V141H194ZM20 141V142H19ZM95 141H96V139H95ZM155 141V142H154ZM178 141V142H177ZM186 141H188V146H187V144L186 145H184L183 143H187ZM196 141V142H197ZM133 142V143H132ZM162 142H163V144H162ZM226 142V141H225ZM95 143V144H96ZM137 143V144H136ZM148 143V144H147ZM156 143V144H155ZM159 143V144H158ZM182 143V144H181ZM218 143H219V146H220V144H221V142H219L218 141ZM217 143V144H218ZM7 146H6V145ZM153 144V145H152ZM164 144H166V145H164ZM172 144H170V145H172ZM179 144H181V145H179ZM248 144H249V142H248ZM9 145L11 146L10 148H9ZM112 145H115L114 147L112 146ZM163 145H164V147H166V148H164L163 147ZM177 146V148H175L176 146ZM179 145V146H178ZM118 146V147H117ZM133 146V147H132ZM160 146H162V147H160ZM225 146L227 147V145L225 144ZM224 146V143H222L221 144V146H220V149H226V147ZM8 147V148H7ZM99 147H100V149H99ZM121 147V148H120ZM179 147V148H178ZM181 147V148H180ZM191 147H194V149L193 148H191ZM3 148V149H2ZM90 147H87V149H86V151H89L90 149H89ZM162 148V149H161ZM163 148H164V150L166 149V153L167 154H165L164 153V151H163ZM259 148H261L260 146L258 147V149ZM10 149V150H9ZM106 149L109 151V155H108V151H107V156H106V154H104L105 152H106ZM133 149V150H132ZM136 149V150H135ZM188 149H191V150H189V152H188ZM194 151H193V150ZM12 150V151H11ZM104 150V151H103ZM179 150H181L180 151V155H178L179 154ZM255 149H252L251 148V151H254ZM260 150L261 149H259V151H258V153H255V152H252V154H253V159H254V156H258V157H261V158H256V159H254V160H261L262 158H264V149H262V152H260ZM9 151H10V153H9ZM122 151V152H121ZM130 151V152H129ZM133 151V152H132ZM152 153H151V152ZM176 151V152H175ZM187 152V154H186V152ZM7 152V153H6ZM81 152H83L82 154H83V156H82V154H81ZM103 152V153H102ZM5 153V154H4ZM15 153V154H14ZM111 153V154H110ZM147 153V154H146ZM162 153L163 154H165V156H171V154L173 155V158L171 159V158H169V160H170V162H169V160H168V157H167V159H166V162L165 161H163L165 158V156L163 155L162 156ZM178 153V154H177ZM182 153H184L185 154V156L186 157H184L183 155H182ZM191 153H195V156H193V154H191ZM102 154H104V155H102ZM127 154V155H126ZM174 154H176L175 156H174ZM189 154V155H188ZM251 154V153H250ZM258 154V155H257ZM80 155H81V157H80ZM138 155V156H137ZM261 155H263V157L261 156ZM8 156V157H7ZM9 156H10V158L12 159H10L9 158ZM12 156V157H11ZM14 156V157H13ZM106 156V157H105ZM156 156V157H155ZM181 156H183L182 158H179V157H181ZM250 156V155H249ZM85 157V158H84ZM88 157V158H87ZM108 157H110V158H108ZM134 158V160H132L133 158ZM138 157V158H137ZM143 157V158H142ZM157 157H159V158H157ZM162 157L164 158L163 160H161L162 159ZM172 157V156H171ZM175 157H178V160L179 161H181L182 159H184V161L182 162V163H180ZM192 157H196V159H192ZM84 158V159H83ZM99 158V159H98ZM132 158V159H131ZM136 158V159H135ZM155 158V159H154ZM174 158L176 159V160H174ZM89 159H91V161H89ZM93 159H95L96 161H93ZM103 159V160H102ZM149 159V160H148ZM159 159V160H158ZM192 159V160H191ZM248 159V158H247ZM11 160V161H10ZM61 160V159H60ZM84 160V161H83ZM87 160V161H86ZM153 160H157L158 162L160 161V165L162 164V166L164 165V163H165V165L163 166V167H165L166 168V164L168 165L167 167H170V168H172V169H169V168H164L163 169V167L162 166H160V168H162V169H159V167H157V161H156V163H155V167L157 168V169H155V167H154V162L155 161H153ZM174 160V161H173ZM194 160V161H193ZM79 160H78V163L80 162ZM91 162V163H89V162ZM193 161V162H192ZM10 162H12V164L10 163ZM93 162V163H92ZM95 162V163H94ZM114 162V163H113ZM129 162V163H128ZM138 162V163H137ZM140 162L141 163H143V164H140ZM153 162V163H152ZM174 162H176L175 164H174V166H173V163ZM181 164V165H184V166H179V163ZM186 162V163H185ZM195 162V163H194ZM201 162H202V160H201ZM243 162V161H242ZM242 162H241V165H242ZM262 162V163H261ZM15 163L16 164H18L17 166L15 165ZM70 163L71 162H69L68 161V165L70 166ZM78 163H75V164H78ZM98 163V164H97ZM152 163V164H151ZM184 163V164H183ZM73 164V163H72ZM94 164H96L97 166V168H99L98 170H97V168L95 167V165ZM101 164H103V165H101ZM137 164V165H136ZM141 165V166H139V165ZM144 164H147L146 166H144V168L142 167ZM159 164H158V166H159ZM176 164H177V166H179L178 168V170H177V168H176ZM187 164V165H186ZM259 164L262 166V164H264V162H263V160H261V161H259ZM2 165H3V167H2ZM81 165V166H82ZM85 165H87V166H85ZM90 165H92V166H90ZM94 165V166H93ZM98 165H99V167H98ZM124 165V166H123ZM188 165H191V166H188ZM196 165V166H195ZM259 165V166H260ZM12 166V167H11ZM74 166V165H73ZM102 166V167H101ZM152 166V167H151ZM171 166H173V167H171ZM198 166V167H197ZM254 168H256V164H254ZM10 167V169H8ZM117 167V168H116ZM133 167V168H132ZM147 167H148V169H147ZM183 167L185 168V171H186V169H187V167H188V169H187V171H189V172H187V176H186V173H185V171H183L184 169H183ZM189 167H190V169H189ZM194 167H197L196 169L194 168ZM225 167H229V165L228 166H225ZM6 168V169H5ZM92 168H95L94 170L92 169ZM102 168V169H101ZM124 168H125V170H124ZM150 168H152V171H151V169ZM193 168H194V170H193ZM200 170H199V169ZM63 169V170H62ZM65 169V170H64ZM142 169L144 170V174H142L141 175V173H142ZM155 169V170H154ZM173 169H176V170H174L173 171ZM182 169V172H184L185 173V176L187 177V180H189V181H187V180H185L186 179V177H184V174L182 175V172L180 171L179 172V170H181ZM205 169H206V167H205ZM2 170V171H1ZM78 169L77 168H75L74 169V171H77ZM145 170H146V172H145ZM147 170H148V173H147ZM171 170V171H170ZM196 170H197V173L198 174H196V176H195V174H194V172L196 173ZM199 170V171H198ZM257 170H259L258 168L256 169V174H258L257 176H256V174H255V177H256V182L257 183H259L260 182V180L262 179V177H261V179H260V177L258 178V176H262V174H263V177H264V172L262 173V171H261V173H260V170H259V172L257 171ZM65 171V172H64ZM92 171V172H91ZM127 171V172H126ZM133 171H135V172H133ZM150 171V172H149ZM153 171H155V172H153ZM159 171L163 174V178H162V175H160V173H159ZM177 172L178 174H176V173H174V172ZM190 171H192V172H190ZM23 171H21L20 173H21V177L24 175L25 177H27V174L25 173V171H24V173H22ZM96 172V173H95ZM113 172V173H112ZM120 172V173H119ZM139 172H140V174H139ZM153 172V173H152ZM166 172V173H168V174H164V173ZM174 173V175L176 176V178H179L178 180L177 179H174L175 177H174V175H173V173ZM9 173V174H8ZM77 174L76 175H78V172H76ZM94 175H93V174ZM101 173V174H100ZM149 174V176H151L150 178L148 177V175L147 174ZM159 173V174H158ZM171 173H172V175H171ZM188 173H191L192 175H194V176H189V174ZM224 172H222V176L224 175L223 174ZM260 173V174H259ZM5 174V175H4ZM7 174V175H6ZM127 174V175H126ZM139 175V176H135V175ZM180 174V175H179ZM3 175V176H2ZM80 175V174H79ZM116 175V176H115ZM122 175H124V177L122 176ZM133 175L135 176V177H138V180H139V178H140V181L138 182V180L137 179H135V177H133ZM146 175H147V178H149V181H148V179L146 178ZM153 175H154V177H153ZM157 175H158V177H157ZM164 175H167V177L169 176H171V179L170 180H172V179H174L172 182H176V181H179V182H176V183H174V184H170V183H172V182H170V180L169 181H167L166 183L167 184H169L170 186H167V187H165V189H163V187L165 186V184H164V182L169 178H164ZM202 175H204V174H202ZM201 175V176H202ZM64 176V177H63ZM103 176V177H102ZM120 176H122V177H120ZM159 176H161V177H159ZM180 176V177H179ZM183 176V177H182ZM222 176H220V180H221V177ZM252 176V175H251ZM2 177H5V180H3V178ZM84 177V178H83ZM101 177V178H100ZM126 177V178H125ZM134 178L133 180H131V178ZM172 177H174V178H172ZM182 177V178H181ZM203 177V176H202ZM24 178V177H23ZM93 178V179H92ZM106 178V179H105ZM121 178H125V180H124V183H123V179H121ZM145 178V179H144ZM162 178V182H163V184L161 183V181L159 180V179H161ZM219 177H217V178H215V180H216V182H220V180L218 179ZM222 178H224V176L222 177ZM252 178H253V176H252ZM82 179V180H81ZM109 179V180H108ZM120 179V180H119ZM152 179V180H151ZM156 181V182H154L153 183V181L154 180ZM164 179V180H163ZM181 179H182V181H181ZM184 179V180H183ZM193 180V181H196V180ZM218 179V180H217ZM259 179V180H258ZM65 180V181H64ZM96 180V181H95ZM122 180V181H121ZM130 182V180H131V182L129 183L128 181ZM160 182V184H162V187H160L161 188V190H162V192L159 190L160 188L159 187H157V186H159V185H156V184H158L159 182ZM223 180H225V179H223ZM264 180V179H263ZM82 181V182H81ZM121 183H120V182ZM135 181L136 182H138V183H135ZM142 181H143V184H145V182H146V184H145V190H144V186H143V184H141L142 183ZM150 181L152 182V183H150ZM226 181V180H225ZM69 182V183H68ZM92 182V183H91ZM94 182V183H93ZM113 182V183H112ZM115 182V183H114ZM126 182V183H125ZM128 182V183H127ZM141 182V183H140ZM147 182L151 185V186H149V188L147 187L149 184H147ZM180 182H182V183H180ZM198 182V185L200 184H202L203 185V182H204V192H202L200 189H201V187L199 188V190H196V191H200L201 192V197H200V195H199V197L201 198L200 200H199V197H198V200L200 201V202H202V203H200L199 201H197V199L195 198V196L197 195V193L196 194H194V198H195V200L197 201V203L196 202H194V203H192V206L194 205V204H196V206L194 205V210H195V212H197L198 210H201V208L202 207H204L205 205V203L207 202V203H211V205H210V207L212 208V206H213V208H212V211H209V210H211V208L209 209L208 207V205H207V203H206V207H204V209L208 212L207 214L208 215H212L214 212H213V209H215L216 207V209H217V212H219V210H218V208H222V210L225 208L224 206H225V203L221 200V199H219V198H217V192H220L219 191V189H218V187L220 186V185H218V187L217 186H214L213 184V182H212V185H213V188L212 189H210V188H207V185L205 184V183H208L209 182V179H203V180H201V182H199V181H197ZM60 183V184H59ZM180 183V185L179 186H177L178 184ZM185 184V186L186 185H190V183H188V184ZM223 183V182H222ZM49 184H51V183H49ZM48 184V185H49ZM65 185V186H63V185ZM78 184V185H77ZM125 184V186H123ZM129 184V185H128ZM130 184H131V186H130ZM135 184H138V186H136ZM175 184H177L176 185V187L173 189V185L175 186ZM225 185H227L226 183H224ZM45 185V186H44ZM59 185H61V187L59 186ZM164 185V186H163ZM188 185V186H189ZM199 185V186H200ZM201 185V186H202ZM211 185V184H210ZM47 186V187H46ZM57 186H58V188H57ZM72 188H71V187ZM141 186V187H140ZM187 186V187H188ZM195 186H197V184H195ZM245 186L248 188L247 190H248V192L250 191V187H248V182H247V184H245ZM245 186L243 185V187L245 188ZM47 189H46V188ZM54 187H55V189H54ZM59 187H60V189H59ZM155 187H157L158 188V190L157 189H155ZM216 187V188H215ZM65 188V189H64ZM130 188H132V190L130 189ZM136 188H138V189H136ZM148 188V189H147ZM152 188L153 189H155V190H152ZM167 188H169L168 190H170V192H172V194H174V196L173 195H171L170 194V196L168 195L169 194V191L168 190H166ZM181 188V187H180ZM188 188H190V186L188 187ZM243 188V189H244ZM64 189V190H63ZM68 189V190H67ZM108 189V190H107ZM114 189V190H113ZM138 190V191H136L137 192V194L139 193V191L140 192H142V196H144V191L146 192L145 193V195L147 196V193H148V191L151 189L152 191H154L153 193L156 195V196H154L155 198L157 197V199L155 200V198H153V202H151V198H152V195L151 194H153L151 191H149V193H148V196L149 195H151V196H149V197H151V198H149L148 196L147 197H141V198H139L140 200H138V198H136V197H134L133 195H131V194H134V192L135 191H133V190ZM140 189H142V190H140ZM171 189H173V190H171ZM175 189H177L176 191L177 192H175L174 190ZM205 189H206V194H204L207 198L205 199V198H203L204 197V195H203V193H205ZM208 189H210V190H212V192H215V194L214 195H216V197H214V195L213 194H211L212 192L211 191H208ZM214 189H216L215 191H214ZM45 190V191H44ZM51 190V191H50ZM57 191V190H60L61 191V196L58 194L57 195V192H55V191ZM70 190V191H69ZM148 190V191H147ZM164 190V191H163ZM165 190L166 191H168V193L166 194V192H165ZM218 190V191H217ZM35 190H33V192H34ZM187 191V190H186ZM50 192H52V193H50ZM55 192V193H54ZM121 193V195L119 194V193ZM164 192V193H163ZM188 192V191H187ZM45 193H46V195H45ZM84 193V194H83ZM109 193V194H108ZM118 193V194H117ZM39 194V193H38ZM44 194V195H43ZM165 194H166V197L168 198V200L170 201H166L165 202ZM177 194V195H176ZM179 194V195H178ZM219 195L221 194V193H218ZM54 195H56V197L54 196ZM75 195L77 196V197H75ZM127 195H130V196H127ZM164 195V196H163ZM169 197H168V196ZM181 195V196H180ZM189 195H190V193H189ZM57 198V199H55L54 200V198ZM67 196V197H66ZM74 196V197H73ZM103 196H105V197H103ZM178 196V197H177ZM222 196V195H221ZM221 196H218V197H220L221 198ZM44 197V198H43ZM59 197V198H58ZM72 197V198H71ZM79 197L81 198V199H79ZM87 197V199H85ZM127 197V198H126ZM129 197V198H128ZM132 197V198H131ZM165 197V198H164ZM170 197H172V198H170ZM184 199V200H186V199H189V200H186V203L184 202V200L182 199V198ZM39 198H41V199H39ZM113 199L112 201H110L111 199ZM146 198V199H145ZM164 198V201H160L159 202V200L160 199H163ZM171 200H170V199ZM173 198H174V200L175 199H177L174 203H173ZM228 198V197H227ZM19 199V198H18ZM49 199H51V200H49ZM53 199V200H52ZM115 199V200H114ZM132 199H134L135 201H139V202H135L134 200H132ZM147 199H149V200H147ZM151 199V200H150ZM180 199H182V200H180ZM204 199V200H203ZM218 199V200H217ZM61 200V199H60ZM80 200V201H79ZM101 202H100V201ZM118 200V201H117ZM124 200V201H123ZM131 200V201H130ZM145 200V201H144ZM173 200V201H172ZM180 200V201H179ZM218 201V203L216 204V202ZM19 201H20V199H19ZM85 201H87L86 203H85ZM103 201V202H102ZM147 201H149V203H147ZM155 201H158V202H155ZM221 201V202H220ZM39 202H41V204H44V205H42L43 206V208L41 207V206H37V205H40V203ZM45 202V203H44ZM58 202V201H57ZM99 202V203H98ZM131 202V203H130ZM135 204H134V203ZM169 202V204H167ZM176 202H178V205L176 204ZM179 202H181V203H183L182 205V207L180 206L181 205V203H179ZM205 202V203H204ZM122 203H124V204H122ZM129 203H130V206L133 204V205H135L134 206V208H135V211H133L134 210V208L133 209H129L130 208V206H129ZM138 203V204H137ZM142 203H143V205H145V206H143L142 205ZM154 203H160L159 205H156V207H155V205H154ZM165 203V206L163 205ZM214 203V204H213ZM45 204H47L46 206H45ZM50 204V205H49ZM52 204V205H51ZM86 204V205H85ZM100 204V205H99ZM103 204V205H102ZM148 204V205H147ZM168 206H167V205ZM180 204V205H179ZM57 205V206H56ZM114 205V206H115ZM126 205V206H125ZM132 205V206H133ZM162 205L164 206V208L162 207ZM170 205H172V207H173V209H172V207L170 206ZM173 205H175V206H173ZM176 205H177V209L175 208L176 207ZM204 205V206H203ZM218 205V206H217ZM223 205V206H222ZM234 205V204H233ZM35 206H36V208H35ZM46 207V209H45V207ZM48 206V207H47ZM80 206V205H79ZM82 206H83V208H82ZM124 206H125V208H124ZM160 206V207H159ZM199 206H200V209H199ZM202 206V207H201ZM220 206V207H219ZM37 207H40V211H39V209L37 208ZM85 207V208H84ZM155 207V208H154ZM182 208L183 210H179V208ZM186 209H185V208ZM215 207V208H214ZM102 208V209H101ZM123 208H124V210H123ZM126 208H128V211H127V209ZM141 208V209H140ZM159 208V209H158ZM176 210H175V209ZM38 209V210H37ZM100 209V210H99ZM136 209H137V211H136ZM172 209V210H171ZM203 208H202V210L201 211H203V212H206L205 210H204ZM209 209V210H208ZM103 210V211H102ZM130 210V211H129ZM140 210V211H139ZM157 211V212H155V213H159V217H160V215L162 216V212L161 211ZM168 212H167V211ZM180 212H179V211ZM175 212V215H173L172 213L170 214V212ZM183 211V212H182ZM201 211H198L197 213H192L193 215H191L192 217V219H194L195 218V220H198L199 218H198V215L200 214V215H202V213H200ZM220 211H221V209H220ZM85 214H84V213ZM100 214H98V213ZM104 212V213H103ZM127 212V213H126ZM131 212H133V213H131ZM166 212H167V214H166ZM194 212V211H193ZM217 212H215V213H217ZM94 213V214H93ZM130 213V214H129ZM169 213V214H168ZM177 213V214H176ZM180 213V214H179ZM225 213V212H224ZM228 213H229V211L227 210V214L225 213L224 215H228ZM42 214H45V213H43L42 212ZM111 214V215H110ZM217 214H219V213H217ZM18 214H16V216H17ZM86 215V216H85ZM104 215V216H103ZM180 215V216H179ZM2 216V218L0 217V223L1 224H4L3 226H4V228H3V230L4 231H1L0 230V244H1V239H2V237H5L4 235L5 234H8L9 232H10V230H11V228L13 227V223H14V221H15V219L16 220H18L19 222L21 221V220H19V219H21L20 217H18V219H17V217L15 216V215H13V216H11V217H9L10 218V220H12V221H8V217H6L4 214L3 215H1ZM36 216V215H35ZM34 216V217H35ZM93 216V217H92ZM129 216V217H128ZM195 216H197V217H195ZM47 217V215L45 216V219H47L46 218ZM102 217H104V218H102ZM137 217H139V218H137ZM172 217V218H173ZM187 217V216H186ZM185 216H184V218H183V216L181 217V219L179 218V220L176 222V224L178 225V226H180V228L181 227H183L184 225H183V221H184V219L186 218ZM194 217V218H193ZM222 216L220 215V219H222L221 218ZM224 217V216H223ZM228 217V216H227ZM15 218V219H14ZM101 218V219H100ZM106 218L108 219L107 220V222H105V220H106ZM170 218V217H169ZM197 218V219H196ZM14 219V220H13ZM84 219V220H83ZM85 219H86V221H85ZM97 219V220H96ZM118 219H119V217H118ZM117 219V220H118ZM136 219V220H135ZM175 218H173L172 220H174ZM186 219H189L190 220V217L188 218H186ZM212 219V218H211ZM219 219V221H217L216 223H215V220L213 219V222L212 221H210V223H211V225L210 224H208L207 226L209 227H206V228H208V230L209 231H207L209 234H210V232H212L211 230H213L214 229V231H215V228L217 229L218 227H215V225L216 226H218L217 225V223L218 222H222V220H220ZM7 221V223H6V221ZM94 220V221H93ZM170 220V219H169ZM181 220H183V221H181ZM93 221V222H92ZM102 221V222H101ZM119 221V220H118ZM136 221V222H135ZM164 221V220H163ZM8 222H9V224H8ZM198 222V221H197ZM220 222V223H221ZM22 223V222H21ZM50 223V222H49ZM0 224V225H1ZM6 224V225H5ZM122 226H123V224H124V221H122ZM197 224V223H196ZM215 224V225H214ZM8 225H9V227L11 226V228L9 229V227H8ZM182 225V226H181ZM83 227V226H82ZM120 228H123V227H120ZM213 228V229H212ZM7 232H6V231ZM199 230V229H198ZM16 231V230H15ZM193 232H194V230H192ZM240 231V230H239ZM238 231V233L241 235V232L242 231H240L239 232ZM6 232V233H5ZM17 232H18V230H17ZM16 232V233H17ZM5 233V234H4ZM178 233H182L181 232V230H179L178 231ZM18 234V233H17ZM124 235L123 236H125V233H123ZM194 234V233H193ZM222 235V234H221ZM15 236H16V234H15ZM18 236H19V234H18ZM27 236H29V234L27 235ZM122 236V237H123ZM223 236H224V234H223ZM24 237V236H23ZM192 237H194L193 235H192ZM7 238V237H6ZM212 238L215 240L216 238H219V236H216L215 237V235L213 234L212 235ZM16 239H17V237H16ZM196 239V237H194L192 240H195ZM178 240V239H177ZM124 241V240H123ZM123 241H122V243H123ZM200 241V240H199ZM234 241H235V239H234ZM242 241H244V242H247V240H242ZM35 242H37L39 245L41 244L40 243V241H35ZM179 242V241H178ZM249 243L250 242H253V241H248ZM198 243V242H197ZM178 244V243H177ZM202 244V242H199L198 243V245H201ZM180 243H179V247H177L178 249L180 248ZM177 246V245H176ZM239 246H240V244H239ZM39 247V246H38ZM234 248H236V246H234ZM38 251H40V249L38 248ZM262 253V252H261ZM168 256V255H167ZM179 258V257H178ZM183 258V259H182ZM185 259V261H182L183 263L182 264H187V261H186V256L184 257V255L183 256H181L180 257V260L177 262L178 264H180V261L181 260H184ZM169 260V259H168ZM170 261H174V259H173V257H171L170 258ZM176 263V264H177ZM214 263V262H213Z\"/></svg>",
  "mask_w": 264,
  "mask_h": 264
}]
</instances>
